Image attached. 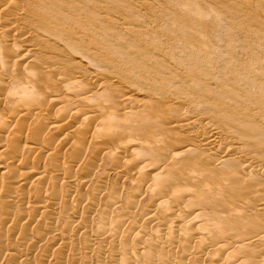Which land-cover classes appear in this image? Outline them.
<instances>
[{"label": "rangeland", "instance_id": "1", "mask_svg": "<svg viewBox=\"0 0 264 264\" xmlns=\"http://www.w3.org/2000/svg\"><path fill=\"white\" fill-rule=\"evenodd\" d=\"M6 1L7 0H0V29L2 30L4 28H7V30L8 29L10 30L12 28V26L17 24L18 25V27H17L18 32H16V34L14 33L16 36H12V35H14L13 33H11V34L9 33L7 36V33H6L5 34L6 37H5L3 35V33H1V30H0V33L2 34V35L0 34V42L2 40L3 45H4L6 43L5 41H7V39H8L7 44H6L7 46L4 45V47H3V45H2V47L4 49H0L1 50L0 51V116L2 115V117H0V122L3 124L2 121L5 122V120H6V123H4V125L9 122V124H7L9 126L6 127L7 130H6V128L4 130L3 127H5V126H3L0 123V126H1L0 127L1 128L0 129V165H1L0 169L3 167L2 170H0V172H1L0 173V199H1V196L3 195L4 199L6 200V202L3 200H0V264H119V263L121 264L122 262L124 264H144V262H145L144 259L147 260L145 262V264H147V262L150 261L149 260L150 256H147L149 258H145L146 255H148V253L147 254L145 253L146 255L143 254L142 259L140 258V261H138V262L135 260L137 258H134V256H133V255H135L134 253L136 251H140V252L142 251V250H139L140 248L139 249L136 248L137 250L134 251L135 247H136L135 241H137L136 236H135L137 229H139V231L142 230L140 233L138 232L139 233L138 240H140V238H142L144 240L143 241L141 239L142 241L140 240L139 243H137V246H138V244L140 245L139 247L142 246V244H140L141 242H145L146 244L151 243V241H152L151 239H153L154 237L155 238L153 239V241L158 239L160 236H162V237H160V238H162V240L166 239L168 241L167 242L166 240H164L163 243H161L162 241H160V243L158 242L160 247L158 246V244H156L157 240L155 241L156 243L152 241L153 244L152 243L151 244L154 247L151 246V248H155L156 246L159 248H158V250L154 249V251H153L154 253L152 255L149 253L151 255V260H153L152 262L150 261L149 264H153V262L155 264H160L161 261L159 262L158 260L163 259L162 254H164L165 251L167 253L166 256L168 259L170 258L168 256H170L173 253V255L171 256L169 261H172L171 259L176 257V259H173V261H176V262L180 261V263L182 262L183 264L184 263H186V264H199V263L200 264H202V263L203 264H219L216 262L217 260L221 261L220 264H223V263L225 264L226 261H224V259L229 260V258H227V256H226V254L228 255V253L231 251H229L228 253L222 251V254H223L222 255L223 257H222V256H220L221 251L218 250L217 248H215V246L207 245V247L208 246H211V247L207 248L206 246H204L207 249L204 247L202 248V245H203L202 239H204V238L200 239L202 242V243H200L199 242L200 240L198 238V234H197V237L192 238V240H190V239L188 240V237L190 238L191 236H188L186 239V235L190 234V233L186 234V231L189 230L187 228L192 229V227H193L195 229L196 233L203 232L202 234H205V235L207 232H212L213 234L211 233V235H215L216 231L218 232V230L215 227L217 225H213V223H210V222H209L210 223L209 228L210 227H212V228L209 229L207 227L208 230H206L207 232L205 231L206 233H204V231L202 230V229H205L203 226V224H205V223H203V222L207 223L206 220L203 221V218H205L209 214V210H211L210 212L213 211L212 207L210 206L211 204L206 205L207 208H205V211H204V207H203V209H194V210L193 209L189 210L187 207V210L185 209L186 211L183 209V211L187 212V214H188V216H186V217L181 216V217H183L182 218L183 220L185 218L184 221L182 219L178 218L179 221L182 220L181 222H179L176 217H175L176 219L170 218V217L175 216L177 210L179 211L180 209H182V207L184 205L183 203H185V202L181 203L182 207H180L181 206L180 203L175 205V204H172L173 202H171V204H169V200H167V198H169V196H168L169 194L171 195V192L169 191L171 188L167 189V186H170L173 184V187L170 186L173 189L175 187L177 189V186L179 188L180 187L184 188L186 186V182H187L185 180H188V177L185 176V174L188 175V173H189V172H187V171H189L188 167L186 165H184V166L182 165L181 166L182 169L184 168L182 170L179 168L180 165H178V168L176 165H173L175 167V169H178L176 171L178 174L179 183L176 182L177 181V179H176L177 175H176L173 177V179L175 178L176 180H173L172 177H171V179H169L170 176H168L169 181H168V179L162 180L164 182L166 181L167 185L164 183H162V185H161L160 182H162V181H160V182L157 181L158 180L157 178H160V177L154 176V175H156L155 173L159 172V169H157V168L160 166L157 167L156 162H158L157 165H159L161 163V160L163 157V156L161 157V154L159 155L160 157L157 156L159 158L156 157L157 159H155V161H151V162H154V165H155L154 166L152 163L148 162L150 160H148L147 157H146L147 159L143 157L147 150L144 152V150L142 148H140L143 151L141 152V150H140L141 154H139V152H138V154L140 155V157H141V155L144 154L142 156L144 158V160H142L143 159L142 157H141L142 159H140V157H138L137 160H136V158H134V160H136V164H135V162L133 161V156L135 154H136V156H139V155H137V153L135 151H137V150L139 151V149H138L139 144L137 145V143H139L141 138L136 137L137 139L133 140V142L136 141V144L134 143L135 146H134V144H132V145H130V147H127V145H129L128 143L132 142L130 139H135L136 134H135V136H134V132H132L133 135H132V133L128 134L129 136L131 134V136L132 137L134 136V138H132L131 136L129 137L127 134H126L127 136L125 134L124 135L120 134L118 137H120V136L124 137L125 136L124 138L127 139V140H125L124 138L120 137L121 139H119V140L123 139V140H125V144L127 143V145H125V144H123L124 141L123 140L121 141L122 144L124 145V146L122 145L123 147L121 146L122 149H121V147L118 146L121 142L117 143L118 140H116V139H118V137H116L118 134H116V136H115L116 139L112 138L115 135V133H112V130H114V128L119 129L120 126H121L120 130H121L122 127H124L126 121L129 123V126H131V125L133 126L134 129L132 128V130H134L135 133L136 132L138 133L139 130L136 131L137 130L136 126L142 124V121H140L142 119H140V120L138 119V121H136V124L134 123L136 126L133 124H130L134 120L129 122V120H131V119L128 120V118H126V121H124V124H122L123 122L120 121L121 125H119V121L117 119L118 118L117 113L122 114V115L119 114L120 119H122V118L124 119L125 116L123 115V112L121 110H120V112L118 111L119 110L118 108L115 109L117 111V113H116V111H114L113 104L110 102L109 103L102 102V104L99 103L100 105L98 106V103L96 104V102L93 99H92V101H94V103H92V101L88 100V102H90L89 105H92L91 106L92 108H94V107L99 108V110H98L99 112L98 111L94 112L93 109H87L84 107V105L82 103L80 104L79 102H75V101H74L76 103V104L74 103L75 106H73L74 104L73 105L70 104L74 108L71 107L70 105L68 107L67 103H65V102L57 103V104L52 103V101H50L52 98H50L49 94L46 93L48 91H45V93L47 94L46 95V94H44V90H45V88H49L51 85H52L51 88L57 87V89L61 90L62 87L60 88V84L58 85L59 80H57L56 81L57 83H55L54 82L55 80L54 81L49 80L51 76L49 78H47L49 76V74H51L53 72H54L53 73L54 76H59V77H56L58 79H60L61 76H63V77L67 76V78L69 77V79H70V80L68 79L69 81H71V80L74 81V77H76V79L78 78L76 72L77 71H84L85 75L80 76V78H78V79L82 78V81L84 80L83 83H89V82H91V80L89 78V74L93 73V71H94V72H97L98 74L103 73V76L106 79H108V80L110 79V81L113 82L115 85L117 84V86H122V88L124 87L126 91H130V93L132 94V98L134 100H140L142 102H144L145 100H148V102L147 101H145V102H146V105H148L147 107H148V110H150L149 112H151L152 110L161 111V112H164V110L165 111L169 110L170 115L173 116V112H174V114H175L174 116H176L178 111L182 112L185 110V112H188V114L191 115V118L194 116H195L194 118H196V117L200 118V115H202L200 119H204L205 121H208L206 123H210L212 125H215V126L221 128L223 130L224 129H233V127L230 125L231 123L229 124L226 121V119L224 118V116H225L224 113L221 112L220 110H218V112H216L214 110L215 108L213 107V105L210 104L209 106H203L201 104L200 108H198L199 107L198 101H200V98H201V97L199 98L198 96H202V95H200V94L198 95L197 93L193 94L191 91L186 90L185 87L183 89V84H182L183 81L181 83H179V82L181 81L180 79H183L182 75H185L187 73V68L183 65L182 66L175 65L176 66L175 67L173 62L174 61L176 62V60H180V61H187V63H188L190 61V59L188 58V55L190 53H188V52L190 50H197L200 54L199 55L200 60L205 61L206 67L202 68V69H204L202 71V73L204 74V77H205L206 72L209 71V69L210 70H212L213 68L216 69L213 66L217 63L219 64V61H217V59L220 56H223L222 59L219 58V60L222 63V60L229 59L230 55L232 57V54H234L235 58L236 57L238 58V61L236 60L237 59L236 58L235 62H231L232 67L234 66L233 68H235V69L230 68V70H231V71H229L230 73H232L234 71L233 73L237 74L238 71L240 70L239 66L241 68V66L243 67V64H245V63H246L245 65L247 67L251 68L254 71H256V69H257V71L260 72V69H258L260 67V65H261V67L262 66L264 67V0H224V1L221 0L220 2L218 0L219 4H217V5L212 0H210L212 2H210L208 0H205L206 2H204V0H183L184 2L182 0H147V2H145L146 0H140L141 2L139 0H136V1L135 0H132V1L131 0H122V1L116 0V2H114L115 0H109V1L108 0H106V1H104V0H57L56 4H55L56 0H52L53 4L50 6H49V3H46L49 0H12L10 2H8V1L6 2ZM133 1H134V4H133ZM107 2H109L110 4ZM137 2H138V5L141 4V6L140 5L138 6L136 4ZM119 3H121L123 5H121V4L119 5ZM144 3L145 4L148 3L149 5L148 4L145 5ZM180 3H182V4H180ZM222 3H223V5H222ZM224 3H226V4H224ZM1 4H3V5L1 6ZM4 4H5V6H4ZM131 4H133V5H131ZM176 4H177V7H176ZM179 4L181 5V8H180ZM135 5H137V6H135ZM142 5H143V7H142ZM94 6L96 8H98V10ZM146 6H148V7H146ZM61 7H63V8H61ZM70 7H71V9H70ZM100 7H102L103 9ZM165 7H166V9H165ZM167 7H168V10H167ZM182 7H183V9H182ZM216 7L218 8L217 10H216ZM225 7H227V8H225ZM237 7H239L240 10ZM104 8H105V10H104ZM108 8H111V9H108ZM175 8H176V10H175ZM82 9L83 10L85 9L86 12L85 11L82 12L81 11ZM136 9H137V11H139V13H137ZM178 9L181 11H179ZM219 9H221V10H219ZM228 9L229 10L231 9V10L228 11ZM4 10L6 12H3ZM8 10H10V11L12 10V12L9 14L8 12H10V11H8ZM95 10H97L99 13L97 11L95 12ZM106 10H107V13H105ZM131 10H133V11H131ZM166 10L169 12H167ZM49 11H55V12L57 11L58 13H60V15H62V17L58 18V21H54V20L52 21L51 19H49L48 21L44 20L43 16L44 17L48 16L50 14ZM74 11H78V12H74ZM108 11H109V13H108ZM242 11L244 12V14H241ZM177 12H179V15ZM236 12H237V14H239L238 12H240V14L237 15ZM93 13H94V15H93ZM118 13L121 16H119ZM125 13H126V16H125ZM132 13H133L134 17L132 16ZM164 13H166V14H164ZM137 14H139L141 16H139ZM148 14H150V15H148ZM152 14H153V16H151ZM129 15H131V16H129ZM135 15H136V17L138 16V18H135ZM172 15L173 16L175 15L174 16L175 18L172 17ZM230 15H232V17H230ZM92 16H94V17H92ZM118 16L120 17V19ZM142 16L144 18H142ZM185 16L186 17L190 16L191 18L190 17L186 18ZM208 16H210V17H208ZM219 16H222V17L219 18ZM243 16L245 18H243ZM246 16L248 19L246 18ZM89 17H92V18H89ZM109 17H111V19ZM121 17L123 20L121 19ZM139 17H140V21H139ZM154 17L156 20H154ZM159 17L160 18L162 17V18L160 19ZM216 18H218V20ZM228 18H230V19H228ZM13 19H16L17 21L13 20ZM40 19H41V21H40ZM84 19L87 20L88 23L86 21L84 22ZM89 19H90V21H89ZM91 19H92V21L94 20L93 23H92ZM108 19H110V20L108 21ZM124 19L125 20L128 19V20L125 21ZM98 20L100 22H97ZM115 20H117V21L119 20V23L117 21L114 22ZM179 20H181V21H179ZM209 20H210V22H209ZM13 21H14V24L12 23ZM110 21H112L111 22L112 26H109ZM177 21L179 22L180 25H178ZM207 21L209 22L208 26L206 25L208 23ZM94 22H95V24H94ZM144 22H146V23H144ZM191 22H193V23H191ZM212 22H214V23L212 24ZM220 22H221V24H219ZM49 23L51 26L49 25ZM82 23H85V24H82ZM86 23L88 24V26ZM113 23H115L116 26ZM126 23L127 24L130 23V25H127ZM181 23H183V24H181ZM215 23L217 24V26ZM124 24H126V25H124ZM131 24H132V26H131ZM17 25H15V26H17ZM59 25L61 27H59ZM91 25H92V27H91ZM143 25L147 26V27L149 26V27L148 28L147 27L142 28ZM182 25H184V26H182ZM218 25H219V27H218ZM9 26H10V28H9ZM130 26H131V29L129 30ZM137 26H140L141 28H139ZM54 27L55 28L58 27V28L55 29ZM64 27L66 30L65 29L63 30ZM186 27H190V28L187 29ZM50 28L52 30H55V31H57L58 29H61V31L59 33H57L55 31H52ZM104 28H105V30H104ZM184 28H186L187 31ZM194 28H196V29H194ZM141 29H143V30H141ZM144 29H146V30H144ZM150 29H152V30H150ZM111 30H113V31H111ZM116 30L121 33V35L119 36L121 39H119V40H118V38H119L118 35L120 33L117 32ZM168 30H169V32H168ZM184 30L188 34H186V32ZM190 30H191V33H190ZM196 30L197 31L199 30V31L196 32ZM217 30L220 31V34H218L219 32ZM105 31L112 32V33H106ZM123 31L127 32V34H129V37L125 36L127 34ZM134 31L136 32L137 35H134L135 34ZM140 31L142 33H140ZM147 31L151 32V33H148ZM226 32H228V33H226ZM106 34H108V35H106ZM132 34L134 35V39L136 36L135 41L133 40ZM150 34L152 37L150 36ZM166 34L168 36H166ZM20 35L21 36L23 35L22 38H20L21 37ZM3 36L6 39V40L4 39L5 41L3 40V38H4ZM107 36L109 38H107L105 40V38ZM143 36H144V38H143ZM161 36H163V37H161ZM164 36H166L168 38L165 39ZM25 37L27 38L28 42H30V43L26 42L29 44V45L27 44L28 45L27 47L23 46L21 43H19V44L13 43L14 39L24 40ZM70 37H71V39H70ZM127 37L132 39V40L129 39V40H131L130 42L132 43V45L128 41ZM146 37L148 39H146ZM10 38H12V39L14 38V39L12 40ZM73 38H74V40H72ZM110 38H112V39H110ZM116 38H117L118 42L116 41ZM194 38H196V39H194ZM233 38H235V39H233ZM57 39H59V41ZM61 39H63L66 42H64ZM108 39L110 42L108 41ZM153 39H155V40H153ZM123 40H125V42H123ZM168 40L169 41L171 40L170 45H169ZM245 40H247V41H245ZM198 41H199V43H198ZM209 41H211V42H209ZM219 41L220 42L222 41L221 42L222 46L220 45L221 47L219 46V44H220ZM235 41L237 42L238 45L235 43ZM9 42L12 43L13 45L15 44V47L12 44H10ZM133 42H134V44H133ZM135 42L137 45H135ZM227 42L228 43L231 42V43H229V44H231V46L235 45L236 49L233 47H230V45ZM8 43H9V45H8ZM123 43H124V45H123ZM126 43H127V45L130 43L131 46L128 45V46H130V48L125 46ZM141 43L142 44L144 43V44L142 45ZM179 43L181 46L179 45ZM239 43H240V45H239ZM20 44H21V46H20ZM52 44H53V46H52ZM117 44L118 45L120 44V45L118 46ZM183 44L188 45V52H184L183 50L182 51L180 50L181 47H184ZM138 45H139V49L142 48V49H140L142 54L141 53L138 54V51H140L139 49H137ZM207 45H209V46H207ZM29 46L32 48H34V47L35 48L32 49ZM224 46H226L227 49H225ZM227 46H229L230 49H228L229 47H227ZM242 46H243V48H245L244 51H243ZM113 47H115V48H113ZM219 47H220V50L217 49ZM246 47L249 49H247ZM259 47H260V49H259ZM143 48H144V50H143ZM212 48H215L216 50L212 49ZM12 49H13V51H11ZM25 49L31 50V52H34V53H31L28 56L26 54L27 51ZM126 49H127V51H125ZM246 49H247V51H246ZM3 50H4V52H3ZM159 50H163V51L159 52ZM206 50H210V52L207 53ZM226 50L228 53H226ZM121 51H124V52H121ZM218 51H219V53H223V54L219 56L218 55L219 53H216ZM231 51H232V53H230ZM248 51H250L251 53H253V52L254 53L251 54ZM12 52H14V53H12ZM16 52L18 54H17L16 58H14V56L16 55L15 54ZM88 52L90 53L89 56H88ZM116 52L119 55H117ZM136 52H137V54H136ZM146 52L148 53V55H146L147 54ZM163 52H164V54H163ZM171 52L173 55H175L173 57V60H172L173 55L171 54ZM193 52L196 53V51H193ZM10 53H12V55H10ZM247 53H249V54H247ZM177 54H178V56H177ZM182 54H184V55H182ZM209 54H210V57H209ZM227 54H229L228 55L229 57L226 56ZM163 55L165 56L167 61H165ZM254 55L255 56L257 55L256 56L258 58L257 61H256L257 58ZM149 56H151L150 58L154 57V59L150 60ZM215 56L217 59L216 58L214 59ZM124 57H127V60ZM247 57L249 59H246ZM16 59H17V61H16ZM54 59H55L54 62L57 63L56 65L50 61V60H54ZM89 59H91V60L89 61ZM124 59H125V61H124ZM250 59H252V61ZM157 60H158V62H160L161 65L158 62L155 63V61H157ZM46 61H47V63H45ZM148 61L149 62L151 61L153 63V65H155L157 68L156 67L154 68V66H152V64H149ZM209 61L211 64L212 63H214V64L213 65L209 64ZM253 61H255V62H253ZM260 61H262V62L259 65ZM161 62H163V64ZM256 62H258V63H256ZM61 63H63V65ZM68 63H70V64H68ZM223 63L226 65V62H223ZM228 63L230 64V61ZM236 63H237V66H236ZM2 64H3L4 68H2ZM53 64H54L55 68L53 67ZM58 64H60L62 67L58 66ZM74 64H78L77 70L73 71V72H75L76 76L72 75L71 72L69 73V71L71 70L69 68L70 65L72 66ZM224 64H221L222 70L226 69L225 68L226 66ZM66 65H68V66H66ZM140 65H142V68ZM45 66H47V67L51 66V68L52 67L53 68L51 69L50 67L47 68ZM137 66H139V67H137ZM170 66H172V68L174 66V68H176L177 70L172 69ZM58 67H60V68H58ZM65 67L66 68L68 67V69H65ZM49 68H50V72H49ZM138 68H140L141 70H139ZM143 68H144V70H142ZM178 68L180 70H178ZM254 68H256V69H254ZM53 69H54V71H53ZM55 69L59 72L61 70L60 74H59V72H57V74H55V72H56ZM42 70L44 71L43 73H42ZM63 70L66 72L63 73L62 72ZM147 70H149V71H147ZM181 70H183V71H181ZM235 70L237 72H235ZM45 71L47 72V74H46L47 77L45 75ZM174 71H177V74H175ZM41 73L44 75H42ZM65 73H68V74L64 75ZM153 73H154L155 77H156V74H159L160 77H161V75H164L163 76L164 78L167 75V78H170V81L169 80H163L165 83L161 84L159 82V80H157L156 78L154 80V77H152V76H154ZM181 73H183V74H181ZM170 74H172V75H170ZM149 75H151V76H149ZM172 77H174V78H172ZM56 78H52V79H56ZM87 78H89L88 79V81L90 80L89 82L86 81ZM178 78H180V79H178ZM28 79H30V80H28ZM32 79H33V81H32ZM47 80H48V82H50L51 85L48 84ZM156 80H157V84H155ZM23 81H24V83H25V81L28 83H25L26 84L25 85L23 83ZM29 81H31L32 83L33 82H35V83L29 84ZM52 81H53V83H52ZM147 81H148L149 85H148ZM167 81L169 83H167ZM173 81L176 83H173ZM170 82L172 83V85ZM81 83L78 85V87L77 86L75 87V90L80 88ZM28 84L30 86H28ZM42 84L46 85L43 87L44 90L42 89V86H43ZM55 84L57 86H55ZM164 84H165V86H164ZM167 84H168V86H167ZM181 84H182V86H181ZM32 85L34 86L33 90H32ZM152 85L153 86L155 85V86L153 87ZM160 86H162V87H160ZM179 88H180V90H178ZM169 89H171V90H169ZM172 89H175L176 91L174 90L175 91L174 92ZM62 90H63V88H62ZM166 90L169 91V94ZM185 90L188 92H186ZM77 91H79V90H77ZM77 91L71 92L70 95H68V96L73 98V96H71V95H73L72 93H75ZM22 92H23V94H22ZM24 92H26L28 94H29V92H31L32 94H36V97H37L36 99H39V97L41 96V98H40L41 100L39 99L40 104L38 103L39 100H37V101L35 100L38 103L37 104L33 100L32 97H31L32 100L31 99L30 100L34 101L36 104L35 103L32 104V102L29 101V99H23L26 96L24 94ZM90 92L91 93H89V96H91L90 94L93 95L95 91L91 90ZM187 93H189L188 96H187ZM161 94H164L163 95L164 97ZM19 95H21V96L19 97ZM29 96H31V95L29 94ZM42 96L45 97V100H46L45 102L47 103V106H46V103L43 102L44 99ZM189 96H192V98H194V100H191L190 104H188V97ZM254 96L255 97L258 96L257 98L261 102V106L256 109V112L259 113V116L256 117L255 121L259 122V124L261 122V124H262V122L264 120V91L261 94L260 93L257 95L254 94ZM21 97H22V99H19ZM33 97H34V95H33ZM176 97H180L181 99L177 100ZM34 99H35V97H34ZM163 99L164 100L166 99V101H167V102H165V104H163L164 103ZM171 99H172V104H171ZM211 99L214 100L213 98H211ZM18 100H20V101H18ZM23 100H28L30 102V105L28 104L29 103L28 101H27L28 103L27 102L25 103V102H23ZM47 100H49V101H47ZM16 101L20 102L21 106L23 103L28 104V106L27 107L24 106L25 109L23 110V106L20 107L19 106L20 104L17 103ZM157 101H159L160 104ZM175 101H177V102H175ZM193 101H195V103H192ZM156 102L158 103V105L156 104ZM14 103L17 104L18 106L15 105ZM48 103H50V104L52 103V105H50ZM54 104H56V105H54ZM152 104H153V107H151ZM166 104H169L168 107H170L172 105L170 107L171 109L165 108ZM179 104L180 105L182 104L181 107H183V109L184 108L185 109L180 110L182 108L180 106H178ZM66 105H67V108H63V107H66ZM80 105L81 106L83 105L82 108L84 110L80 107ZM173 105H174V108H173ZM194 105H196V107ZM154 106H155V108H154ZM147 107L143 108L145 111H143V110L141 111V113L143 112L141 115H144L143 119H146L145 115L150 116L149 113L146 112ZM156 107L158 109H156ZM16 108L17 109L19 108V110L22 109L21 112L19 111V113H18V111H16ZM77 108L80 109V113L78 112ZM175 108H176V112H175ZM177 108H178V111H177ZM201 108H203L206 113ZM199 109H201V110H199ZM90 110L93 112H91ZM198 110L201 112L199 113ZM208 111H210V112H208ZM2 112H4L5 115H3ZM109 112H110V114L114 113V115H110ZM87 113L89 115L91 113V115H90L91 117L89 115H86ZM93 113H94V115H92ZM139 113H138V116H140ZM144 113H147V114H144ZM99 114L101 116H107V114L112 116V118H111L112 122H110L112 124L110 125V123H109V125L113 126L114 128L111 130V132H110V130L109 131L107 130L108 127L106 125L102 124V122L104 120H107V119L106 118L104 119V117H103V119L101 120L102 117H100ZM104 114H106V115H104ZM20 115H22L21 116L22 119L19 120L18 117L20 118ZM170 115L168 114V116H170ZM219 115H220V117H219ZM88 116L90 117V119L93 117L95 122L93 121V119L88 120L86 118ZM95 116H97V117H95ZM164 116H166V115H164ZM172 116L165 117V118L171 119L174 117V116L173 117ZM3 117H6L8 120L3 118ZM94 117L97 119H95ZM98 117H100V118L98 119ZM151 117L152 116H150V118L149 117L147 118V119H149L148 121H150L152 119ZM16 118L19 121H17V123L14 124V122H16ZM42 119H44L45 121ZM58 119H60L61 121L59 120V122H58L57 121ZM123 119H122V121H123ZM105 122H109V121L107 120V121H104L103 123H105ZM139 122H140V124H137ZM149 123L150 122H147V124H146V122H145L144 124H142V129H144L143 126L146 124V126L148 125L147 127L145 126V129H144L146 131L147 130L146 128L150 127V124H151L152 127H150V128L153 130L154 128L157 127L155 124H158V122L153 123V120L150 124ZM57 124H58V126H56ZM107 125H108V123H107ZM104 126L106 127V131L110 132L109 133L110 135L112 133V135H111L112 137L110 135L106 136V139L109 142L108 143L106 140L107 145H109L111 143L109 141V139L110 140L114 139L116 141L115 143L118 144L115 146V143L113 140L112 145H114L115 148L119 147V149L118 148L114 149L113 146L110 144V146H112V148L115 150V153H116L115 156L113 154H111L113 156L110 155V152L113 153L112 152L113 149L108 147L106 145V143L103 144V142H105L104 141L105 137L102 138L103 140L101 139V137H97V136H105L108 134V132H107V134H106V132L104 133V131H105ZM165 126L168 127V130H171V129H169V128H171V127H169L171 125L166 124ZM140 127H141V125H140ZM167 127H165V128H167ZM135 128H136V130H135ZM2 129L4 130V132ZM118 129L114 130L113 132H115V131L117 132ZM139 129H140L139 133L142 132L141 128H139ZM151 129L150 130L148 129L147 132L148 131L150 132ZM144 130H143V132H144ZM155 130H157V128L154 129V131ZM12 131H14L16 133L18 131L17 135H16V133H14ZM102 132L105 135H103ZM143 132L140 133V134H142V136L145 137L146 134L149 135V133H146V132L143 133ZM12 133H14V135H16V136H14ZM177 133H180V132H177ZM140 134H137L138 137H140ZM11 135H12V137H11ZM128 137H129V139H128ZM236 137H238V136L236 135ZM94 138L97 139L96 140L97 142L95 141ZM98 138H100L99 140L103 141L102 142L103 145H101V141H98ZM128 140H130V141H128ZM142 143H140V144L142 145ZM104 145H105V147L107 146L106 149H105V147H104V149L102 148ZM141 145H140V147H141ZM125 146L128 148V149L126 148L127 151H126V149H124ZM131 147H133V148H131ZM135 148H137V149H135ZM131 149L135 150L134 155H133L134 152H132L133 150L130 151ZM149 152H151V154H152L153 151L149 150ZM149 152H147V153H149ZM210 152L211 151H209L208 154L206 153V155L209 156L211 154L209 156V157H211V159H213L212 156L216 157L213 152H211V153ZM257 153H259V156H262V155H260V153L264 154V151H260V152L258 151ZM130 154H132V155L129 156ZM154 154L152 157H150L149 154H148L149 156L148 155L147 156L152 159V158H155ZM168 154L170 155V153H164V155H167L166 157L165 156L164 157L169 158ZM129 157L132 158L131 160L133 161L134 166L132 165V162L130 165L133 166V168L132 167L128 168V163H130V162L126 163V161L128 160ZM262 157H264V155ZM138 159L142 160V162H140ZM152 160H154V159H152ZM128 161H130V159ZM146 161L149 163V165L146 164L147 166L146 165L145 166L147 167V169L150 168L149 169L150 171L147 170L146 172H144V170H146V168L142 166L143 168H145L143 170V168L140 166L147 163ZM137 162H139L141 164L139 165V163H137ZM150 164H152V165H150ZM3 165H5V167ZM135 165L137 167L138 166L140 167V168L138 167L140 169V172H142L141 169L143 170V172L142 173L138 172L139 169L137 167H136L137 171H135ZM173 166L169 167L170 170H174V168H172ZM153 168H154L155 172L153 170L151 172V169H153ZM169 168H168V170H169ZM180 170L184 171V175L182 173H179ZM185 170H187V171L185 172ZM139 174L142 175L141 178H140ZM144 174H145V176L148 174L147 175L148 177L146 176L148 178L147 181H149V180L152 181L153 180L152 176H154V178L156 179V180L154 179L156 184H160V186L158 185L159 188L162 186H163L162 188L166 187L165 190L162 188H161L162 190L160 189L161 190L160 194L163 193L162 195L158 194L160 191L159 190H158L159 192L157 191V188H158L157 185H155L157 187H154V186H152V187L156 188V191L158 193L156 191H155V193H157L158 196H156L157 194H155L152 191L155 189H152V187H150V186H148V188H147L146 185L150 181L146 182V180L144 181L142 179L143 177H145ZM165 174H164V176L161 174L163 177L159 174L158 175L161 176L162 178H164ZM52 176H53V178H52ZM137 176H138V178H140L141 182L144 181V183L145 182L147 183V184L142 183L143 186L140 187L141 191L139 190L140 189L139 186H141V183L138 187H134L135 185L137 186L139 184L136 182V180L137 181L139 180L137 178ZM149 177H151L152 179ZM182 178L184 180L181 181ZM170 180H171V182L173 180L174 183H171ZM183 181H185L184 184H183ZM134 183H135V185H133ZM182 186H184V187H182ZM145 187L147 190L145 189ZM149 187L152 190H150ZM135 188L136 189L138 188L137 191H140V193L139 192L136 193ZM142 189L145 191L144 192L145 194L142 193V195H140L141 192H143ZM211 189H209V190H211ZM177 190H179V189H177ZM181 190H183V189H180L179 191H181ZM212 190H213V192L211 194H213V196H215V194L217 192L214 189H212ZM230 190L228 191V193L230 192ZM148 191H150L153 194H151ZM166 191L168 194L166 193ZM231 191H234L235 193H237L235 191V189H233ZM210 192L211 191H209L208 199L210 198L209 201L210 200L211 201L209 203H211V202L213 203L214 200L212 201V198L213 199H215V198L212 195H210ZM224 192L227 193L226 191H224ZM154 194H155V197H158L157 199L154 197ZM159 195H160V198H159ZM161 196L165 197V199ZM217 197L220 198L221 196L220 195L218 196V194H217ZM234 197L235 196H232V199ZM238 197L239 196H236V200L238 199L240 202H241V200L244 201L243 200L244 198H242V197L238 198ZM218 198H217V201H218ZM229 198H231V197H229ZM229 198H227V201H229ZM16 199H17V201H16ZM153 199L155 200V203H154L155 205H157L158 203H162L161 200H163V201L166 200L168 202H166V203L164 202V206L163 205L153 206V203H152ZM224 199H226V198H224ZM224 199L223 198L220 199V201H218L219 203L215 202L216 207L213 206V205H215L213 203V205H212L213 208H216L215 210L219 211V209H217V207L221 208V207H219L220 203H223V205L221 204L220 206H223V208H224L225 207L224 206L225 203L223 202ZM8 200L12 201V202L9 203ZM157 200H160V202H157ZM2 201L4 202V204L2 203ZM14 201H16V202L13 203ZM227 201L225 200V202H227ZM239 201H236V202L240 204ZM18 203H20V204H18ZM165 205H168V206H166L167 209L164 208ZM178 205H179V207H178ZM225 205H228V202ZM160 206H162L161 209L159 208ZM155 207H157V208H155ZM223 208H221V210ZM168 209L171 210V213ZM173 209L175 212H173ZM166 210H167V213H164V211L166 212ZM191 210H193V211H191ZM201 211H204L205 213H207V211H208L207 215L205 214V215H203V217L202 216L200 217V218H202L201 220H202L203 224L202 223L199 224L201 222V220L197 221L193 215V213L195 214V213H199ZM188 212L190 214L192 212L191 215L195 219L196 223L194 222V219H192V221H191L192 216ZM235 212L236 211H234V213ZM165 214L168 215L169 220L172 221V222L170 221L171 223L169 221L168 222L166 221L167 216ZM187 214L182 213L180 215H187ZM202 214H204V213H202ZM238 214H240V213L238 212L235 215L237 216ZM211 215H212V213H210V216ZM103 217H106V218L112 220V224H111V221L108 220L105 225H102L101 223H103V221H104L103 219H105ZM189 218H190V220H189ZM200 218H198V220ZM164 219L167 223L164 221ZM208 219H210L209 216H208ZM121 220H122V222H121ZM230 220L233 221L232 219H230ZM123 221L125 222L124 225H122ZM176 221H178V222H176ZM183 222H184V224H187L189 222L190 224L189 223L188 224L190 226L194 222V225L192 224V226L189 227V225L187 224V226H188L186 228L187 230L184 231L185 230L184 228L186 225L185 226L182 225ZM115 223H117V226H119L118 224H120L119 230H117L119 227L117 229L115 228L116 227ZM168 223L171 224V226H172V223L173 224L175 223L177 225H173L174 227L171 228ZM197 223L201 226V230L199 229L200 232L196 231V226L198 225ZM110 224H111V226L109 229ZM134 224H135V226H134ZM112 225L114 227H112ZM164 225L168 226V228ZM180 225H181V227L183 226L184 228H181ZM175 227H176L177 231H179L181 233L184 232L186 235L184 233L181 234L178 232L180 235V236H178V234L176 233ZM197 227H199V226H197ZM82 228L83 229L86 228V233H84L85 231ZM99 228H100V230H102L104 228L106 230L107 234L105 233V231L103 229L102 235H100L101 231L98 232ZM132 228H133V230H134V228H136L134 230L135 232L134 231L132 232ZM226 228H228V227H226ZM111 229H112V231L114 229H116V231L117 232L119 231L120 233L116 234L114 231L112 232ZM143 229H145V230H143ZM223 229H225V228H223ZM87 230H88V232H87ZM130 231H131V233H130ZM169 231H171V233L174 234V236H175L174 238L180 237V240L178 238L176 239V242L178 244L175 243L174 238H172V239H174L173 244H171L169 242V240L171 239V236L173 237V234H171V236L168 235L169 240L167 239L166 234H169L170 233ZM103 232L105 235H103ZM159 232L160 233L163 232L164 237H163V233H161L162 234L161 235ZM195 232H191L193 234L192 236H194ZM98 233H99V235H98ZM141 233L145 234V236L143 237V235ZM153 233H154V235H153ZM155 235H157L158 238H156ZM127 236H128V238H127ZM146 236L147 237L149 236V237L147 238ZM152 236H153V238H152ZM242 236L243 235L241 234V238H242ZM112 237H113V239H112ZM61 238L63 239L62 241H61ZM196 238H198V239H196ZM185 239L188 241V243L190 242V246H192L193 248L192 247H191V249L189 248L190 246H188L187 241L185 242ZM193 239L195 241H193ZM67 240L68 241L70 240V241L68 242ZM158 241H159V239H158ZM170 241H172V240H170ZM194 242H196V244ZM124 243H126V244L123 245ZM154 243H155V245H154ZM183 243H184V245L182 246ZM174 244L175 245L177 244V245L175 246ZM99 245H101V246H99ZM204 245H206V244H204ZM126 246H128L131 249H128V247H126ZM164 246L165 247L168 246V247H166L168 249L166 250V248ZM184 246H188V248L187 247L184 248ZM100 247L102 250L100 249V251H99ZM133 248H134V250H133ZM163 248H165V250ZM201 249H203V250H201ZM118 250H120L121 253ZM125 250L126 251L128 250V252L126 253ZM162 250H164V251L162 252ZM187 250H189V251H187ZM212 250H213V253H211ZM116 251H118L119 253ZM156 251H158V253H155ZM173 251H175V252H173ZM203 251H204V253L202 254ZM207 251H209V252H207ZM159 252H161L162 254ZM184 252H186L185 256H183ZM205 252L207 253L208 257H207ZM138 253L136 255H138V258H139V257H141V256H139V254H141V253H139V254ZM217 253H218V255H217L218 258L215 257V254H217ZM120 254H122V255H120ZM200 254H201V256H200ZM224 254L226 257L224 256ZM156 255H158L159 258H161V257L162 258L157 259L158 257L156 258L155 257ZM130 256L133 257V259L135 261L133 259L132 260L134 262H132ZM143 256H144V258H143ZM228 256H230V255H228ZM153 257H155V258H153ZM129 258H130V260H129ZM216 258H217V260H215ZM168 259L166 260V257H165L164 260H162L161 264L168 262ZM222 259L224 262L222 261ZM142 260H144V261L142 262ZM156 260H157V263H156Z\"/></svg>", "mask_w": 264, "mask_h": 264}, {"label": "bare ground", "instance_id": "2", "mask_svg": "<svg viewBox=\"0 0 264 264\" xmlns=\"http://www.w3.org/2000/svg\"><path fill=\"white\" fill-rule=\"evenodd\" d=\"M8 2H10V1H12V0H7ZM6 1V2H7ZM104 1H106V0H104ZM109 1V0H108ZM122 1V0H121ZM132 1V0H131ZM136 1V0H135ZM140 1V0H139ZM183 1V0H182ZM181 1V2H182ZM208 1H210V0H208ZM216 5L217 4H219V2L221 1V0H219V2H218V0H212ZM212 1H210V2H212ZM224 1V0H223ZM37 2V1H36ZM46 2V1H45ZM56 2H57V0L55 1V4H56ZM114 2H116V0L114 1ZM118 2V1H117ZM141 2V1H140ZM144 2V1H143ZM142 2V3H143ZM145 2H147V0L145 1ZM173 2V1H172ZM184 2V1H183ZM182 2V3H183ZM204 2H206L205 0H204ZM226 2V1H225ZM46 3H49V6L50 5H52L53 4V1L52 0H49V1H47ZM107 3H109V2H107ZM182 3H180V4H182ZM110 4V3H109ZM121 3H119V5H120ZM133 4H134V1H133ZM133 4H131V5H133ZM137 5H138V2L136 3ZM145 4V3H144ZM148 4V3H147ZM147 4H145V5H147ZM178 4V3H177ZM177 4H176V7H177ZM179 4V5H180ZM205 4V3H204ZM224 4H226V3H224ZM3 4H1V6H2ZM93 5V4H92ZM91 5V6H92ZM98 5V4H97ZM121 5H123V4H121ZM137 5H135V6H137ZM140 6H141V4H139ZM138 5V6H139ZM149 5V4H148ZM172 5V4H171ZM174 5V4H173ZM201 5V4H200ZM203 5V4H202ZM222 5H223V3H222ZM244 5V4H243ZM4 6H5V4H4ZM7 6V5H6ZM58 6V5H57ZM60 6V5H59ZM107 6V5H106ZM134 6V7H135ZM151 6V5H150ZM149 6V7H150ZM225 6V5H224ZM223 6V7H224ZM8 7V6H7ZM95 7V6H94ZM112 7V6H111ZM131 7V6H130ZM142 7H143V5H142ZM145 7V6H144ZM146 7H148V6H146ZM175 7V6H174ZM241 7V6H240ZM3 8V7H2ZM56 8V7H55ZM59 8V7H58ZM61 8H63V7H61ZM84 8V7H83ZM96 8V7H95ZM94 8V9H95ZM100 8H102V7H100ZM107 8V7H106ZM180 8H181V5H180ZM179 8V9H180ZM225 8H227V7H225ZM230 8V7H229ZM237 8H239V7H237ZM7 9V8H6ZM10 9V8H9ZM42 9V8H41ZM70 9H71V7H70ZM97 10H98V8H96ZM103 9V8H102ZM108 9H111V8H108ZM119 9V8H118ZM121 9V8H120ZM131 9V8H130ZM144 9V8H143ZM150 9V8H149ZM148 9V10H149ZM165 9H166V7H165ZM178 9V10H179ZM182 9H183V7H182ZM218 8L216 7V10H217ZM80 10V9H79ZM78 10V11H79ZM97 10H95V12L97 11ZM104 10H105V8H104ZM122 10V9H121ZM125 10V9H124ZM152 10V9H151ZM158 10V9H157ZM167 10H168V7H167ZM166 10V11H167ZM175 10H176V8H175ZM189 10V9H188ZM187 10V11H188ZM219 10H221V9H219ZM223 10V9H222ZM231 10V9H230ZM229 9H228V11H230ZM239 10H240V8H239ZM246 10V9H245ZM8 11H10V10H8ZM7 11V12H8ZM43 11V10H42ZM41 11V12H42ZM78 11H74V12H78ZM82 12L83 11H85V9L83 10H81ZM131 11H133V10H131ZM136 11H137V9H136ZM179 11H181V10H179ZM201 11V10H200ZM227 11V12H228ZM236 11V10H235ZM3 12H6L5 10L3 11ZM12 12V10L10 11V12H8L9 14ZM15 12V11H14ZM13 12V13H14ZM86 12V11H85ZM98 12V11H97ZM125 12V11H124ZM123 12V13H124ZM146 12V11H145ZM158 12V11H157ZM167 12H169V11H167ZM171 12V11H170ZM219 12V11H218ZM222 12V11H221ZM243 12V11H242ZM241 12V14H244V12L242 13ZM44 13V12H43ZM49 15L48 16H46V17H44L43 16V18H44V20H49V19H51L52 21L54 20V21H58V18H61L62 17V15H60V13H58L57 11L55 12V11H49ZM99 13V12H98ZM105 13H107V10H106V12ZM108 13H109V11H108ZM131 13V12H130ZM134 13V12H133ZM133 13H132V16L134 17V15H133ZM137 13H139V11H137ZM150 13V12H149ZM178 13V15H179V12H177ZM181 13V12H180ZM220 13V12H219ZM239 14H240V12H238ZM246 13V12H245ZM82 14V13H81ZM91 14V13H90ZM96 14V13H95ZM119 14V13H118ZM129 14V13H128ZM127 14V15H128ZM136 14V13H135ZM151 14V13H150ZM150 14H148V15H150ZM155 14V13H154ZM164 14H166V13H164ZM230 14V13H229ZM236 14H237V12H236ZM235 14V15H236ZM239 14H237V15H239ZM2 15V14H1ZM5 15V14H4ZM7 15V14H6ZM93 15H94V13H93ZM105 15V14H104ZM110 15V14H109ZM117 15V14H116ZM137 15H139V14H137ZM160 15V14H159ZM158 15V16H159ZM171 15V14H170ZM181 15V14H180ZM192 15V14H191ZM214 15V14H213ZM219 15V14H218ZM234 15V16H235ZM15 16V15H14ZM51 16V17H50ZM91 16V15H90ZM108 16V15H107ZM119 16H121L120 14H119ZM118 16V17H119ZM125 16H126V13H125ZM129 16H131V15H129ZM139 16H141V15H139ZM151 16H153V14L151 15ZM155 16V15H154ZM169 16V15H168ZM175 16V15H174ZM173 15H172V17H174ZM248 16V15H247ZM247 16H246V18H247ZM4 17V16H3ZM92 17H94V16H92ZM92 17H89V18H92ZM103 17V16H102ZM116 17V16H115ZM186 17V16H185ZM188 17V16H187ZM186 17V18H187ZM190 17V16H189ZM188 17V18H189ZM194 17V16H193ZM208 17H210V16H208ZM222 16H219V18H221ZM230 17H232V15H230ZM237 17V16H236ZM240 17V16H239ZM85 18V17H84ZM101 18V17H100ZM108 18V17H107ZM110 19H111V17H109ZM135 18H138V16L136 17V15H135ZM142 18H144L143 16H142ZM160 18V17H159ZM162 18V17H161ZM160 18V19H161ZM171 18V17H170ZM175 18V17H174ZM191 18V17H190ZM238 18V17H237ZM243 18H245L244 16H243ZM17 19V18H16ZM16 19H13V20H16ZM103 19V18H102ZM110 19H108V21L110 20ZM119 19H120V17H119ZM121 19H122V17H121ZM164 19V18H163ZM214 19V18H213ZM212 19V20H213ZM217 20H218V18H216ZM228 19H230V18H228ZM248 19V18H247ZM50 20V21H51ZM123 20V19H122ZM125 20V19H124ZM128 20V19H127ZM127 20H125V21H127ZM135 20V19H134ZM145 20V19H144ZM154 20H156L155 19V17H154ZM158 20V19H157ZM177 20V19H176ZM175 20V21H176ZM183 20V19H182ZM195 20V19H194ZM197 20V19H196ZM215 20V19H214ZM232 20V19H231ZM234 20V19H233ZM17 21V20H16ZM15 21V22H16ZM40 21H41V19H40ZM46 21V22H47ZM87 22V20H85L84 19V22ZM89 21H90V19H89ZM91 21H92V19H91ZM94 21V20H93ZM93 21H92V23H93ZM103 21V20H102ZM101 21V22H102ZM113 21V20H112ZM112 21H110V25L109 26H112L111 24V22ZM117 20H115L114 22H116ZM138 21V20H137ZM139 21H140V17H139ZM142 21V20H141ZM161 21V20H160ZM172 21V20H171ZM174 21V20H173ZM179 21H181V20H179ZM188 21V20H187ZM193 21V20H192ZM45 22V23H46ZM97 22H100L99 20L97 21ZM105 22V21H104ZM118 23H119V20L117 21ZM170 22V21H169ZM178 22V21H177ZM176 22V23H177ZM197 22V21H196ZM208 22V21H207ZM206 22V23H207ZM209 22H210V20H209ZM209 22L206 24L207 26H208V24H209ZM249 22V21H248ZM13 24H14V21L12 22ZM17 23V22H16ZM54 23V22H53ZM88 23V22H87ZM86 23V24H87ZM144 23H146V22H144ZM156 23V22H155ZM175 23V22H174ZM191 23H193V22H191ZM214 22H212V24H213ZM217 23V22H216ZM215 23V24H216ZM52 24V23H51ZM82 24H85V23H82ZM94 24H95V22H94ZM99 24V23H98ZM102 24V23H101ZM113 24H115V23H113ZM123 24V23H122ZM127 24V23H126ZM126 24H124V25H126ZM143 24V23H142ZM169 24V23H168ZM167 24V25H168ZM171 24V23H170ZM173 24V23H172ZM181 24H183V23H181ZM205 24V23H204ZM219 24H221V22L219 23ZM15 25H17V24H15ZM12 26V28L9 30H7V28H4V29H0L1 30V33H3V35L5 36V34L7 33V36H8V34L10 33H15L16 34V32H18V25L17 26ZM49 25H50V23H49ZM56 25V24H55ZM118 25V24H117ZM127 25H130V23L129 24H127ZM149 25V24H148ZM166 25V26H167ZM178 25H180L179 24V22H178ZM48 26V25H47ZM46 26V27H47ZM51 26V25H50ZM53 26V25H52ZM87 26H88V24H87ZM115 26H116V24H115ZM131 26H132V24H131ZM131 26L129 27V30L131 29ZM150 26V25H149ZM148 26V27H149ZM182 26H184V25H182ZM216 26H217V24H216ZM221 26V25H220ZM2 27V26H1ZM59 27H61L60 25H59ZM91 27H92V25H91ZM103 27V26H102ZM137 27H139V28H141L140 26H137ZM143 27H147V26H142V28ZM147 27V28H148ZM191 27V26H190ZM190 27H186L187 29L188 28H190ZM218 27H219V25H218ZM9 28H10V26H9ZM55 28V27H54ZM58 28V27H57ZM57 28H55V29H57ZM128 28V27H127ZM133 28V27H132ZM186 28H184L186 31H187V29ZM51 29V28H50ZM65 29V27L63 28V30ZM168 29V28H167ZM194 29H196V28H194ZM216 29V28H215ZM52 30V29H51ZM66 30V29H65ZM104 30H105V28H104ZM141 30H143V29H141ZM144 30H146V29H144ZM150 30H152V29H150ZM184 30V31H185ZM208 30V29H207ZM259 30V29H258ZM20 31V30H19ZM50 31V30H49ZM52 31H55V30H52ZM61 31V29H58L57 31H55V32H57V33H59ZM109 31V30H108ZM111 31H113V30H111ZM117 31V30H116ZM185 31V32H186ZM189 31V30H188ZM195 31V30H194ZM199 31V30H198ZM197 30H196V32H198ZM218 31V30H217ZM237 31V30H236ZM21 32V31H20ZM104 32V31H103ZM106 33H112V32H107V31H105ZM117 32H119V31H117ZM123 32H125V31H123ZM135 32V31H134ZM138 32V31H137ZM148 32V31H147ZM146 32V33H147ZM154 32V31H153ZM156 32V31H155ZM168 32H169V30H168ZM216 32V31H215ZM219 33L218 34H220V31H218ZM0 33V34H1ZM54 33V32H53ZM120 33V32H119ZM126 34H127V32H125ZM124 33V34H125ZM140 33H142L141 31H140ZM145 33V34H146ZM148 33H151V32H148ZM159 33V32H158ZM163 33V32H162ZM166 33V32H165ZM190 33H191V30H190ZM226 33H228V32H226ZM12 35V36H16V35ZM104 34V33H103ZM134 34V33H133ZM132 34V35H133ZM168 34V33H167ZM166 34V36H168ZM186 34H188L187 32H186ZM249 34V33H248ZM252 34V33H251ZM2 35V34H1ZM54 35V34H53ZM58 35V34H57ZM68 35V34H67ZM106 35H108V34H106ZM105 35V36H106ZM121 35V33L118 35V37ZM134 35H137L136 34V32H135V34ZM134 35H133V40L135 41L136 40V36H135V39H134ZM139 35V34H138ZM141 35V34H140ZM162 35V34H161ZM184 35V34H183ZM192 35V34H191ZM235 35V34H234ZM3 36V37H4ZM21 36V35H20ZM23 36V35H22ZM22 36L20 37V38H22ZM125 36H128L129 37V34H127V35H125ZM150 36H151V34H150ZM166 36H164L165 37V39L166 38H168V37H166ZM217 36V35H216ZM222 36V35H221ZM224 36V35H223ZM255 36V35H254ZM2 37V36H1ZM6 37V36H5ZM5 37L3 38V40L5 39ZM112 37V36H111ZM127 37V39H128V41L130 42L132 39L131 38H128ZM152 37V36H151ZM154 37V36H153ZM161 37H163V36H161ZM170 37V36H169ZM183 37V36H182ZM230 37V36H229ZM15 38V37H14ZM13 38V39H14ZM54 38V37H53ZM52 38V39H53ZM58 38V37H57ZM75 38V37H74ZM74 38L72 39V40H74ZM105 38V37H104ZM107 38H109L108 36L105 38V40L107 39ZM141 38V37H140ZM143 38H144V36H143ZM212 38V37H211ZM260 38V37H259ZM10 39H12V38H10ZM12 39V40H13ZM70 39H71V37H70ZM110 39H112V38H110ZM115 39V38H114ZM113 39V40H114ZM119 39H121L120 37L118 38V40ZM124 39V38H123ZM129 39H131V40H129ZM146 39H148L147 37H146ZM145 39V40H146ZM174 39V38H173ZM172 39V40H173ZM182 39V38H181ZM194 39H196V38H194ZM226 39V38H225ZM233 39H235V38H233ZM6 40V39H5ZM4 40V41H5ZM27 40V38L25 37L24 38V40H18V39H14L13 40V43H17V44H19V43H21L23 46H25V47H27L29 44L28 43H30V42H28V40ZM58 41H59V39H57ZM61 40H63V39H61ZM68 40V39H67ZM142 40V39H141ZM153 40H155V39H153ZM186 40V39H185ZM214 40V39H213ZM219 40V39H218ZM251 40V39H250ZM249 40V41H250ZM257 40V39H256ZM7 41H8V39H7ZM7 41H5L6 43L4 44V45H6L7 44ZM57 41V42H58ZM64 41V40H63ZM108 41H109V39H108ZM116 41H117V38H116ZM122 41V40H121ZM169 41V40H168ZM171 41V40H170ZM170 41H169V45L171 44L170 43ZM175 41V40H174ZM245 41H247V40H245ZM26 42H28V43H26ZM62 42V41H61ZM64 42H66V41H64ZM81 42V41H80ZM110 42V41H109ZM108 42V43H109ZM115 42V41H114ZM118 42V41H117ZM123 42H125V40H123ZM167 42V41H166ZM180 42V41H179ZM182 42V41H181ZM209 42H211V41H209ZM215 42V41H214ZM222 42V41H221ZM221 42L219 41V46L221 45ZM10 43V42H9ZM9 43H8V45H9ZM72 43V42H71ZM131 43V42H130ZM130 43L128 44V45H130ZM161 43V42H160ZM168 43V42H167ZM184 43V42H183ZM198 43H199V41H198ZM228 43V42H227ZM229 43H231V42H229ZM228 43V44H229ZM235 43L237 44V42L235 41ZM247 43V42H246ZM10 44H12V43H10ZM21 44H20V46H21ZM28 44V45H27ZM67 44V43H66ZM73 44V43H72ZM133 44H134V42H133ZM142 44V43H141ZM144 44V43H143ZM142 44V45H143ZM175 44V43H174ZM216 44V43H215ZM218 44V43H217ZM242 44V43H241ZM249 44V43H248ZM247 44V45H248ZM2 45H3V42H2V40H1V42H0V49H4L3 47H4V45H3V47H2ZM13 45V44H12ZM56 45V44H55ZM58 45V44H57ZM118 45V44H117ZM120 45V44H119ZM118 45V46H119ZM123 45H124V43H123ZM127 45V43H126V45L125 46H127V47H129L130 48V46L132 45V43H131V45L130 46H128ZM135 45H137L136 44V42H135ZM179 45H180V43H179ZM178 45V46H179ZM184 45V47L186 48H184V47H181L180 48V50L182 51H184V52H188V45H185V44H183ZM193 45V44H192ZM200 45V44H199ZM230 45V47H233V48H235V45L234 46H231V44H229ZM238 45V44H237ZM239 45H240V43H239ZM243 45V44H242ZM7 46V45H6ZM14 47H15V44L13 45ZM18 46V45H17ZM32 46V45H31ZM49 46V45H48ZM52 46H53V44H52ZM66 46V45H65ZM172 46V45H171ZM181 46V45H180ZM198 46V45H197ZM207 46H209V45H207ZM215 46V45H214ZM222 46V45H221ZM220 46V47H221ZM244 46V45H243ZM243 46H242V48H243ZM30 47V46H29ZM33 47V46H32ZM32 47H30V48H32ZM126 47V48H127ZM136 47V46H135ZM151 47V46H150ZM174 47V46H173ZM220 47L219 48H217L218 50H220ZM227 47H229V46H227ZM230 47L228 48V49H230ZM245 47V46H244ZM248 47V46H247ZM246 47V48H247ZM263 47V46H262ZM18 48V47H17ZM16 48V49H17ZM23 48V47H22ZM35 48V47H34ZM34 48H32V49H34ZM54 48V47H53ZM113 48H115V47H113ZM147 48V47H146ZM194 48V47H193ZM206 48V47H205ZM210 48V47H209ZM216 48V47H215ZM215 48H212V49H215ZM223 48V47H222ZM224 48L225 49H227L226 48V46H224ZM15 49V50H16ZM24 49V48H23ZM137 49H139V45L137 46ZM140 49H142V48H140ZM139 49V50H140ZM150 49V48H149ZM148 49V50H149ZM166 49V48H165ZM211 49V48H210ZM224 49V50H225ZM236 49V48H235ZM244 49L245 48H243V51H244ZM247 49H249V48H247ZM247 49H246V51H247ZM259 49H260V47H259ZM14 50V51H15ZM21 50V49H20ZM27 52H26V54L29 56L31 53H34V52H31V50H27V49H25ZM133 50V49H132ZM143 50H144V48H143ZM216 50V49H215ZM234 50V49H233ZM242 50V49H241ZM1 51V50H0ZM11 51H13V49L11 50ZM10 51V52H11ZM33 51V50H32ZM125 51H127V49L125 50ZM135 51V50H134ZM160 51H163V50H159V52ZM193 51H196V53L195 52H193ZM207 51V53L208 52H210V50H206ZM229 51V50H228ZM3 52H4V50H3ZM2 52V53H3ZM121 52H124V51H121ZM130 52V51H129ZM133 52V51H132ZM148 52V51H147ZM146 52V53H147ZM151 52V51H150ZM215 52V51H214ZM213 52V53H214ZM234 52V51H233ZM249 53H251L250 51H248ZM253 52V51H252ZM12 53H14V52H12ZM12 53H10V55H12ZM135 53V52H134ZM139 53H141V50L140 51H138V54ZM145 53V52H144ZM153 53V52H152ZM151 53V54H152ZM155 53V52H154ZM158 53V52H157ZM188 53H190L189 55H188V58L190 59V61L187 63V61H180V60H176V62L174 61L173 63H174V66L175 65H178V66H185L186 68H187V73L185 74V75H182L183 77V79H180V78H178V79H180L181 81L179 82V83H181L182 81V84H183V89H184V87H185V89L186 90H189V91H191L193 94H200V95H202V96H198L199 98H200V101H198V104H199V107L198 108H200V105L202 104L203 106H209L210 104L211 105H213V107L215 108L214 110L216 111V112H218V110H220L221 112H223L224 113V118L226 119V121L233 127V129H221V128H219V127H217V126H215V125H212V124H210V123H206V122H208V121H205L204 119H200L201 118V116L202 115H200V118H198V117H196V118H194V117H192L191 118V115L190 114H188V112H185V108L183 109V107H181V105L179 104L178 106H180L182 109H180V110H184V111H182V112H180V111H178V108H177V114H176V116H174L175 114H174V112H173V116L172 115H170V111L169 110H167V111H165L164 110V112H161V111H156V110H152L151 112H149L150 110H148V105H146V102L145 101H147L148 102V100H143L144 102H142V101H140V100H134L133 98H132V94L130 93V91H126L125 90V88L123 87L122 88V86H117V84L115 85L113 82H111L110 81V79L108 80V79H106L104 76H103V73L102 74H98L97 72H94L93 71V73H90L89 74V78H90V80H91V82H89L88 81V79L89 78H87L86 79V81L87 82H89V83H83V81H82V78L81 79H78V78H80V76H84L85 75V72L84 71H77L76 72V74H77V79H76V77H74V81L73 80H71V81H69L70 79H69V77L67 78V76H61V78L60 79H58V78H56V77H59V76H54V72L53 73H51V74H49V76L47 77V72L45 71V75H46V77L47 78H49L50 76V79L49 80H55L54 82L55 83H57L56 81L57 80H59V83H58V85L60 84V88L62 87L63 88V90H62V88H61V90H59V89H57V87L56 88H51V84H50V82H48V80H47V82H48V84H50L49 86V88H45V90L43 89V87L44 86H46V85H44V84H42L41 86H42V89L44 90V94H46V93H48L49 94V96H50V98H52L50 101H52V103H62V102H65V103H67V105H68V107H69V105L71 104V105H73L75 102H79L80 104L82 103L83 105H84V107L85 108H87V109H93L94 110V112H96V111H98L99 110V108H96V107H94V108H92L91 106L92 105H89L90 104V102H88V100H90V101H92V99L96 102V104L98 103V106L100 105V104H102V102H104V103H112L113 104V107H114V111H116L115 109H119L118 111L120 112V110L123 112V115L125 116L124 117V119H123V121H122V119H120L119 118V114H121V113H117V111H116V113H117V119H118V121H119V125H121L120 123L121 122H123L122 124H124V121H126V118H128V120L129 119H131V120H129V122L130 121H133V122H131L130 124H133V125H135L136 124V121H138V119L140 120V119H142V120H140V121H142V124H144L145 122H146V124H147V122H152V120H153V123L155 122V123H157L158 122V124H155L156 126V128H157V130H155L154 131V129H156V128H154L153 130L150 128V127H152L151 126V124H150V127H148V128H146L147 130L149 129H151V131L149 132H147V130L145 131L144 129H145V126H146V124L143 126L144 127V129H142V124H140V122L139 123H137V124H140L141 125V127H140V125H135L136 126V128H137V130H136V128H135V130L136 131H140V129L139 128H141V131L143 132V130H144V132L143 133H149V135H147L146 134V136L144 137V136H142V134H140V133H142V132H140L139 133V131H138V133L136 132L135 133V131L134 130H132V128H133V126L131 127V126H129V123L126 121V123H125V125H124V127H122V129L120 130V128H121V126H120V128L118 129V131L116 132H113L114 130H117V129H115L113 126H110L112 123H110V122H112V120H111V118H112V116H110V115H114V113H111L110 114V112H109V114H107V116H101L100 114H99V116L100 117H102L101 118V120L103 119V117H104V119L106 118L109 122H105V123H103L104 121H107V120H104L103 122H102V124L103 125H106L108 128H107V130L109 131L110 130V132H111V130L114 128V130H112V133H115V135H114V137H112L111 135H112V133H111V135L109 134L110 132H108V131H106V127L104 126V128H105V131H104V133L106 132V134H107V132H108V134L107 135H105L103 132V135H105V136H97V137H101V139L102 138H104L105 137V139H104V141L105 142H103L102 140H99L100 138H98V141H101V145H103V144H105L106 143V145H107V142H108V140L106 139V136H108V135H110L112 138H115L116 139V137H118L120 134L121 135H128L129 133H132V132H134V136H135V134H136V136H135V139H130L132 142H130V143H128L129 145H127V143L125 144V140H127L126 138H124L123 136L121 137V138H124L125 140H123L124 142H123V144H125V145H127V147H130V145H132V144H136V141L135 142H133V140H136L137 138H141V140L139 141V143H137V145L139 144V151L137 150V151H135V150H133V149H131L130 151H132V152H136L137 153V155H139V154H141V152L144 150V152L146 151V153H145V155L143 156V155H141V157L143 156L144 158H148V160H150V161H148L149 163H152L153 165H154V162H151V161H155V159H157V158H159L160 156V154H161V157H162V160H161V163L159 164V165H157L158 164V162H156L157 164H156V166L158 167V166H160V167H158L157 169H159V172H157L159 175H163L164 176V174H165V177L164 178H162L161 176H159L157 173H155L156 175H154V176H158V177H160V178H157L158 180V182H160V181H162L163 179L165 180H167L168 179V176H170L169 177V179H171V177H172V179H173V177L174 176H176L177 178V181L176 182H178L179 183V179H178V174H177V171L176 170H178V169H175V167L173 166V165H176L177 166V168H178V165H180V169H182V165L184 166V165H186L187 167H188V170L189 171H187V170H185V172L187 171V172H189L188 173V175L187 174H185V176H187L188 177V180H185V181H187L186 182V186L184 187V186H182V187H184V188H179L178 186H177V189H183V190H181V191H179V190H177L176 189V187L173 189L172 187H173V184L172 185H170V186H172V187H170V186H167V189L169 188H171L169 191L171 192V195L169 194L168 196H169V198H167V200H169V204H171V202H173L172 204H179L180 203V205H181V203H183V202H185V203H183L184 205H183V207H182V205L180 206V207H182V209H180L179 211L177 210V212H176V214H175V216L174 217H170L171 219L173 218H177V220L179 221V219H182L184 216L186 217V216H188V214H187V212H185L186 210H187V207H188V209L190 210V209H203V207H204V211H205V208H207V204L209 205V204H211L210 206L212 207V209H213V211L212 212H210L211 210H209V214L207 215V213H208V211H207V213H205L204 211H201V212H199V213H193V215H194V218L197 220V221H200L202 218H200L201 216L203 217V215H207L205 218H203V221H207V223L206 222H203V223H205V224H203L202 223V220H201V222L199 223V224H203V226H204V228L205 229H202L203 231H204V233H206L207 231L206 230H208V228H209V224L210 223H213V225H217V226H215L216 227V229L218 230V232L216 231V234L215 235H211V233L212 232H207L206 233V235L205 234H202L203 232H200L199 231V229L201 230V226L198 224L197 226H199V227H197L196 226V231L197 232H200V233H196L195 232V229L192 227V229L191 228H187L188 226H187V224L189 223H187V224H184V222H183V224L182 225H186L185 226V228L182 226L181 227V225H180V227L181 228H184L185 230L184 231H186L187 229H191L190 231L191 232H195V234H194V236H192L193 234L189 231V230H187L186 231V234L187 233H190V234H185L184 232V234L186 235V239H187V237L188 236H191L190 238L188 237V240L190 239V240H192V238H194V237H197V234H198V238H199V240L201 239V238H204V239H202L203 241V245H202V248L204 247V246H206L207 247V245H211V246H215V248H217L218 250H220L221 252V255L220 256H222L223 254H222V251L223 252H226V253H228L229 251H231V252H229L228 253V255H230V256H228L227 254H226V256H227V258H229V260L228 259H224V261H226V263L225 264H264V157H262L264 154H262V153H260V155H262V156H259V153H257L258 151L260 152V151H264V120H263V122H262V124H261V122H260V124H259V122H256L255 120H256V117H258L259 116V113L258 112H256V109L258 108V107H260L261 106V102H260V100L257 98V97H255L254 96V94H261L263 91H264V67L262 66L261 67V62L263 61H260L259 62V65H260V67L258 68V69H260V72L259 71H257V69L256 68H254V69H256V71H254V70H252L251 68H249V67H247L245 64H243V67L241 66V68H240V66H239V71H238V73L236 74V73H230L229 71H231L230 70V68L231 69H235V68H233L232 67V65H231V62H235V59L237 58H235V56H234V54H232V57H231V55H230V60L229 59H224V60H222V63H221V61L219 60V58L220 59H222V57L223 56H220V55H222L223 53H219V51L218 52H216V53H219L218 55L220 56L218 59L216 58V56L214 57V59L216 58L217 59V61H219V64L217 65V64H215L213 67H215L216 69H212V70H210L209 69V71H207L206 72V76L204 77V74L202 73V71L204 70V69H202V68H205L206 67V65H205V61L204 60H200V58H199V52L197 51V50H190ZM226 53H228L227 52V50H226ZM225 53V54H226ZM230 53H232V51L230 52ZM229 53V54H230ZM249 53H247V54H249ZM254 53V52H253ZM253 53H251V54H253ZM16 55L14 56V58H16V56H17V52L15 53ZM89 52H88V56H89ZM116 54H117V52H116ZM136 54H137V52H136ZM142 54V53H141ZM156 54V53H155ZM163 54H164V52H163ZM171 54H172V52H171ZM204 54V53H203ZM206 54V53H205ZM215 54V53H214ZM224 54V55H225ZM229 54H227L226 56L227 57H229L228 55ZM236 54V53H235ZM239 54V53H238ZM262 54V53H261ZM117 55H119V54H117ZM146 55H148V53L146 54ZM150 55V54H149ZM153 55V54H152ZM166 55V54H165ZM173 55V54H172ZM182 55H184V54H182ZM208 55V54H207ZM87 56V57H88ZM164 56V55H163ZM175 55H173L172 56V60H173V57H174ZM177 56H178V54H177ZM212 56V55H211ZM214 56V55H213ZM247 56V55H246ZM255 56V55H254ZM257 56V55H256ZM255 56V57H256ZM262 56V55H261ZM151 56H149V58H150ZM186 57V56H185ZM209 57H210V54H209ZM225 57V56H224ZM260 57V56H259ZM21 58V57H20ZM19 58V59H20ZM118 58V57H117ZM122 58V57H121ZM124 58H126V60H127V57H124ZM160 58V57H159ZM162 58V57H161ZM176 58V57H175ZM252 58V57H251ZM257 58V57H256ZM255 58V59H256ZM35 59V58H34ZM51 59V58H50ZM119 59V58H118ZM148 59V58H147ZM151 59H154V57L153 58H150V60ZM164 59H165V61H167L166 60V58H165V56H164ZM177 59V58H176ZM212 59V58H211ZM246 59H249L248 57L246 58ZM263 59V58H262ZM91 59H89V61H90ZM163 60V59H162ZM237 61H238V58L236 59ZM251 61H252V59H250ZM258 60V58L256 59V61ZM16 61H17V59H16ZM52 63H54L55 65L57 64V63H55L54 61H55V59L54 60H50ZM58 61V60H57ZM124 61H125V59H124ZM154 61V60H153ZM164 61V62H165ZM170 61V60H169ZM168 61V62H169ZM230 61V64L228 63ZM236 61V62H237ZM247 61V60H246ZM60 62V61H59ZM58 62V63H59ZM62 62V61H61ZM93 62V61H92ZM149 62V61H148ZM151 62V61H150ZM149 62V64H152V66H154V68L156 67L155 65H153V63L151 62L150 63ZM156 62H158V60L157 61H155V63ZM214 62V61H213ZM223 62H226V65L223 63ZM249 62V61H248ZM253 62H255V61H253ZM45 63H47V61L45 62ZM75 63V62H74ZM159 64H160V62H158ZM162 64H163V62H161ZM166 63V62H165ZM171 63V62H170ZM228 63V64H227ZM241 63V62H240ZM239 63V64H240ZM250 63V62H249ZM256 63H258V62H256ZM50 64V63H49ZM54 64H53V67L55 68V66H54ZM62 65H63V63H61ZM66 64V63H65ZM68 64H70V63H68ZM209 64H211L210 63V61H209ZM214 63H212L211 65H213ZM221 64H224L226 67V69L225 70H222V65ZM242 64V63H241ZM248 64V63H247ZM148 65V64H147ZM157 65V64H156ZM161 65V64H160ZM159 65V66H160ZM210 65V66H211ZM246 67H245V66ZM249 65V64H248ZM52 66V65H51ZM51 66H48V67H50L51 68ZM58 66H61L60 64H58ZM65 66V65H64ZM66 66H68V65H66ZM141 66V68H142V65H140ZM149 66V65H148ZM151 66V67H152ZM174 66H173V68H172V66H170L172 69H176V68H174ZM236 66H237V63H236ZM43 67V66H42ZM45 67H47V66H45ZM47 67V68H48ZM52 67V68H53ZM62 67V66H61ZM137 67H139V66H137ZM165 67V66H164ZM169 67V68H170ZM176 67V66H175ZM253 67V66H252ZM257 67V66H256ZM2 68H4L3 67V64H2ZM50 68H49V72H50ZM51 68V69H52ZM58 68H60V67H58ZM71 70L69 71V73L71 72L72 73V75H75V72H73V71H76L77 70V68H78V64H74V65H70V67H69ZM89 68V67H88ZM93 68V67H92ZM134 68V67H133ZM157 68V67H156ZM159 68V67H158ZM163 68V67H162ZM238 68V67H237ZM45 69V68H44ZM57 69V68H56ZM55 69V70H56ZM65 69H68V67L66 68L65 67ZM64 69V70H65ZM137 69V68H136ZM139 70H141L140 68H138ZM148 69V68H147ZM62 71L63 73L64 72H66V71ZM142 70H144V68L142 69ZM150 70V69H149ZM149 70H147V71H149ZM161 70V69H160ZM177 70V69H176ZM178 70H180L179 68H178ZM184 70V69H183ZM183 70H181V71H183ZM237 70V69H236ZM235 70V72H237ZM53 71H54V69H53ZM137 71V70H136ZM151 71V70H150ZM163 71V70H162ZM168 71V70H167ZM180 71V72H181ZM222 71V72H221ZM44 71L42 70V73H43ZM57 72H59V71H57L56 70V72H55V74H57ZM60 72H61V70H60ZM60 72H59V74H60ZM139 72V71H138ZM157 72V71H156ZM170 72V71H169ZM179 72V73H180ZM186 72V71H185ZM41 73V74H42ZM74 73V74H73ZM148 73V72H147ZM152 73V72H151ZM167 73V72H166ZM174 73L175 74H177V71H174ZM173 73V74H174ZM68 73H65L64 75H67ZM79 74V75H78ZM144 74V73H143ZM161 74V73H160ZM181 74H183V73H181ZM42 75H44V74H42ZM145 75V74H144ZM143 75V76H144ZM147 75V74H146ZM153 75H154V73H153ZM170 75H172V74H170ZM76 76V75H75ZM149 76H151V75H149ZM148 76V77H149ZM164 75H161V77L159 76V74H156V77H155V75L154 76H152V77H154V80H155V78L157 79V80H159V82L161 83V84H163V83H165L163 80H169L170 81V78H167V75H166V77L164 78L163 77ZM175 76V75H174ZM180 76V75H179ZM45 77V78H46ZM63 77V78H62ZM147 77V76H146ZM145 77V78H146ZM171 77V76H170ZM178 77V76H177ZM46 78V79H47ZM52 78H56V79H52ZM73 78V77H72ZM150 78V77H149ZM172 78H174V77H172ZM26 79V78H25ZM69 79V80H68ZM147 79V78H146ZM153 79V78H152ZM27 80V79H26ZM28 80H30V79H28ZM81 80V81H80ZM157 80H156V83L155 84H157ZM173 80V79H172ZM32 81H33V79H32ZM53 81H52V83H53ZM80 81V82H79ZM149 81V80H148ZM148 81H147V83H148ZM177 81V80H176ZM179 81V80H178ZM82 82V83H81ZM23 83H24V81H23ZM25 83H28V82H26L25 81ZM24 83V84H25ZM32 82L31 81H29V84H31ZM33 83H35V82H33ZM32 83V84H33ZM81 83V86H80V88H78L77 90H79V91H77V90H75V87L77 86L78 87V85ZM167 83H169L168 81H167ZM171 83V82H170ZM173 83H176V82H174L173 81ZM28 84V86H30ZM37 84V83H36ZM39 84V83H38ZM47 84V83H46ZM182 84H181V86H182ZM26 85V84H25ZM40 85V84H39ZM148 85H149V83H148ZM171 85H172V83H171ZM170 85V86H171ZM179 85V84H178ZM48 86V85H47ZM55 86H57L56 84H55ZM153 86V85H152ZM155 86V85H154ZM153 86V87H154ZM163 86V85H162ZM162 86H160V87H162ZM164 86H165V84H164ZM167 86H168V84H167ZM27 87V86H26ZM33 85H32V90H33ZM41 88V87H40ZM182 88V87H181ZM31 89V88H30ZM166 89V88H165ZM176 89V88H175ZM175 89H172L173 91L175 90ZM29 90V89H28ZM31 90V91H32ZM77 91V92H75V93H72L73 95H71V96H73V98L72 97H70V96H68V95H70V93L71 92H74V91ZM95 91L94 92V94L92 95V94H90L91 96H89V93H91L90 91ZM169 90H171V89H169ZM178 90H180V88L178 89ZM177 90V91H178ZM185 90V91H186ZM26 91V90H25ZM45 91H48V92H46L45 93ZM167 92H168V94H169V91L168 90H166ZM176 91V90H175ZM174 91V92H175ZM179 92V91H178ZM186 92H188V91H186ZM87 93V94H86ZM172 93V92H171ZM181 93V92H180ZM22 94H23V92H22ZM21 94V95H22ZM24 94L26 95L23 99H29V101H31L32 100V98H33V100L35 101H37V100H39L40 98H41V96L39 97V99H36L37 97H36V94H32L31 92H29V94L31 95V96H29V94L28 93H26V92H24ZM42 94V93H41ZM174 94V93H173ZM177 94V93H176ZM183 94V93H182ZM188 94L189 93H187V96H188ZM21 95H19V97L21 96ZM33 95H34V97H35V99H34V97H33ZM47 95V94H46ZM162 96L164 95V94H161ZM18 96V95H17ZM45 96V95H44ZM60 96V97H59ZM176 96V95H175ZM183 96V95H182ZM193 96V95H192ZM192 96H189L188 97V104H190L191 103V100H194V98H192ZM197 96V95H196ZM28 97V98H27ZM30 97V98H29ZM32 97V98H31ZM43 97V96H42ZM164 97V96H163ZM166 97V96H165ZM16 98V97H15ZM173 98V97H172ZM177 98V100L178 99H181L180 97H176ZM187 98V97H186ZM211 98H213L214 100H212ZM19 99H22V97L21 98H19ZM31 99V100H30ZM43 99H44V103H46L45 101V97H43ZM42 99V100H43ZM47 99V98H46ZM174 99V98H173ZM184 99V98H183ZM197 99V98H196ZM15 100V99H14ZM41 100V99H40ZM40 100L38 101V103L40 102ZM49 100H47V101H49ZM159 100V99H158ZM162 100V99H161ZM164 100V99H163ZM198 100V99H197ZM196 100V101H197ZM18 101H20V100H18ZM22 101V100H21ZM28 100H23V102H27ZM28 101V102H29ZM34 101H31L32 102V104L33 103H35ZM75 101V102H74ZM94 101H92V103H94ZM181 101V100H180ZM17 102V101H16ZM15 102V103H16ZM27 102V103H28ZM73 102V103H72ZM158 103H159V101H157ZM156 102V104L158 105V103ZM165 102H167L166 101V99L164 100V103L163 104H165ZM175 102H177V101H175ZM174 102V103H175ZM14 103V104H15ZM17 103H19L20 104V102H17ZM22 103V102H21ZM25 103H23L22 104V106H23V110L25 109V107H27L28 106V104L30 105V102L28 103V104H25ZM37 103V102H36ZM35 103V104H36ZM37 103V104H38ZM43 103V104H44ZM52 103L50 104V103H48V104H50V105H52ZM100 103V104H99ZM103 103V104H104ZM169 103V102H168ZM186 103V102H185ZM192 103H195V101H193ZM34 104V105H35ZM40 104V103H39ZM42 104V105H43ZM56 104H54V105H56ZM76 104V103H75ZM75 104L73 105V106H75ZM78 104V103H77ZM95 104V105H96ZM145 104V105H144ZM148 104V103H147ZM160 104V103H159ZM170 104V103H169ZM169 104H166V107L165 108H170V107H168V105ZM171 104H172V99H171ZM177 104V103H176ZM197 104V105H198ZM15 105H17V104H15ZM67 105H66V107H63V108H67ZM70 105V106H71ZM82 105V106H83ZM18 106V105H17ZM20 107H22L21 106V104L19 105ZM25 106V107H24ZM37 106V105H36ZM46 106H47V103H46ZM49 106V105H48ZM64 106V105H63ZM73 106H71V107H73ZM82 106L80 105V107L82 108ZM97 106V105H96ZM163 106V105H162ZM165 106V105H164ZM177 106V105H176ZM175 106V107H176ZM185 106V105H184ZM195 107H196V105H194ZM42 107V106H41ZM44 107V106H43ZM79 107V106H78ZM79 107V108H80ZM145 107H147V111L146 112H148L149 113V115L150 116H152L151 118V120L150 121H148L149 119H147L148 117L150 118V116H146L145 115V118L146 119H143L144 118V115H141L142 113H141V111L143 110V111H145L143 108H145ZM150 107V106H149ZM151 107H153V104H152V106ZM158 107V106H157ZM156 107V109H158ZM179 107V108H180ZM74 108V107H73ZM80 108V109H81ZM96 108V109H95ZM154 108H155V106H154ZM173 108H174V105H173ZM207 108V107H206ZM78 109V108H77ZM80 109H78V112L80 113ZM83 109V108H82ZM171 109V108H170ZM201 109H203V108H201ZM201 109H199V110H201ZM210 109V108H209ZM263 109V108H262ZM21 110L22 109H20L19 110V108L17 109L16 108V111H18V113H19V111L21 112ZM84 110V109H83ZM198 110V112L200 113L201 111H199ZM204 110V109H203ZM208 110V109H207ZM91 111V110H90ZM76 112V111H75ZM91 112H93V111H91ZM99 112V111H98ZM140 112V113H139ZM175 112H176V108H175ZM204 112H205V110H204ZM208 112H210V111H208ZM89 113V112H88ZM86 114V115H89V114ZM101 113V112H100ZM115 113V114H116ZM138 113H139V115L140 116H138ZM206 113V112H205ZM2 114L3 115H5L4 114V112H2ZM103 114V113H102ZM144 114H147V113H144ZM168 114L170 115V116H172L173 118H169V119H166L165 117H170V116H168ZM172 114V113H171ZM204 114V113H203ZM211 114V113H210ZM222 114V113H221ZM90 115H91V113H90ZM89 115V116H90ZM92 115H94V113L92 114ZM104 115H106V114H104ZM122 115V114H121ZM137 115V116H136ZM164 115H166V116H164ZM205 115V114H204ZM22 115H20V118L18 117V119L20 120V119H22V117H21ZM88 116V117H89ZM116 116V115H115ZM114 116V117H115ZM134 116V117H133ZM136 116V117H135ZM193 116V115H192ZM206 116V115H205ZM204 116V117H205ZM0 117H2V115L0 116ZM88 117H86L88 120H91V119H93V117L90 119V117L88 118ZM95 117H97V116H95ZM94 117V118H95ZM100 117H98V119L100 118ZM212 117V116H211ZM219 117H220V115H219ZM3 118H5V119H7L6 117H3ZM133 118V119H132ZM4 119V120H5ZM17 118H16V122H14V124H16L17 123V121H19ZM95 119H97V118H95ZM120 119V120H119ZM260 119V118H259ZM3 120V119H2ZM8 120V119H7ZM42 120H44V119H42ZM59 120L60 119H58L57 121L59 122ZM208 120V119H207ZM45 121V120H44ZM55 121V120H54ZM56 121V122H57ZM61 121V120H60ZM93 121H94V119H93ZM97 121V120H96ZM100 121V120H99ZM121 121V122H120ZM3 122V126H5V127H3V129L5 130V128L6 127H8L9 125H7V124H9V122L7 123V124H5L4 125V123H6V120H5V122L4 121H2ZM95 122V121H94ZM101 122V121H100ZM53 123V122H52ZM107 123H108V125H107ZM109 123H110V125H109ZM135 123V124H134ZM54 124V123H53ZM52 124V125H53ZM56 124V123H55ZM59 124V123H58ZM58 124L56 125V126H58ZM166 124H169V125H171V126H169V127H171V128H169V129H171V130H168V127L167 126H165ZM225 124V123H224ZM7 125V126H6ZM114 125V124H113ZM153 125V124H152ZM11 126V125H10ZM54 126V125H53ZM110 126V127H109ZM123 126V125H122ZM148 126V125H147ZM146 126V127H147ZM167 127V128H165V127ZM223 126V125H222ZM1 127V126H0ZM60 127V126H59ZM139 127V128H138ZM154 127V126H153ZM1 129V128H0ZM2 129V130H3ZM59 129V128H58ZM134 129V128H133ZM4 130H3V132H4ZM6 130H7V128H6ZM16 131V130H15ZM12 132H14V131H12ZM119 132V133H118ZM177 132H180V133H177ZM14 133H16V132H14ZM14 133H12L13 135H14ZM17 133H18V131H17ZM17 133H16V135H17ZM101 133V134H102ZM116 134H118L117 136H116ZM137 134H140V137H138V135ZM16 135H14V136H16ZM126 135V136H127ZM132 135H133V133H132ZM145 135V134H144ZM236 135L238 136V137H236ZM116 136V137H115ZM129 136V135H128ZM130 136H131V134H130ZM129 136V137H130ZM134 136L132 137V138H134ZM142 136V137H141ZM11 137H12V135H11ZM96 137V138H97ZM110 137V138H111ZM120 137H118V139H116V140H118L117 141V143L118 142H121L122 140H119V139H121ZM129 137H128V139H129ZM137 137V138H136ZM95 139V138H94ZM109 139V138H108ZM97 139H95V141H96ZM106 140H107V142H106ZM114 140V139H113ZM113 140L111 139H109V141L111 142L110 144L112 145V142H113ZM130 140H128V141H130ZM127 141V142H128ZM97 142V141H96ZM102 142H103V144H102ZM116 141L114 140V143H115ZM138 142V141H137ZM143 142V143H142ZM109 143V142H108ZM117 143H115V146L116 145H118ZM140 143H142V145L140 144ZM110 144L109 145H107L108 147H110L111 149H119V147H121L123 144H122V142L118 145L119 147H117V148H115V146L114 145H112L113 146V148H112V146H110ZM135 144H134V146H135ZM140 145H141V147H140ZM107 146L105 147V145L102 147L103 149H104V147H105V149L107 148ZM124 146V145H123ZM122 146V147H123ZM143 146V147H142ZM122 147H121V149H122ZM126 146H125V148L124 149H126L127 148ZM131 148H133V147H131ZM137 148H135V149H137ZM140 148H142V149H140ZM35 149V148H34ZM109 149V148H108ZM107 149V150H108ZM113 149V153H111L110 152V155L111 154H113L114 156L116 155V153H115V150ZM123 149V150H124ZM128 149V148H127ZM127 149H126V151H127ZM130 149V148H129ZM152 149V150H151ZM110 150V149H109ZM140 150H141V152H140ZM149 150L150 151H153L152 152V154H151V152H149ZM33 151V150H32ZM106 151V150H105ZM111 151V150H110ZM117 151V150H116ZM155 151V152H154ZM209 151H211V152H213L214 153V155L216 156V157H213L212 156V158L213 159H211V157H209L208 155H206V153L208 154V152ZM135 152L133 153V155L135 154ZM138 152H139V154H138ZM147 152H149V153H147ZM210 152V153H211ZM115 153V154H114ZM131 153V152H130ZM156 155H155V154ZM163 153V154H162ZM164 153H170V155H169V158H165L167 155H164ZM109 154V153H108ZM150 155V157H152L153 156V154H154V157L155 158H152V159H154V160H152L151 158H149L148 156ZM113 155H111V156H113ZM132 154H130L129 156H131ZM148 155V156H147ZM136 154L133 156V161L135 162V164H136V160H137V158L138 157H140V155L139 156H136ZM157 156H159V157H157ZM165 156V157H164ZM140 157V159H142ZM157 157V158H156ZM134 158H136V160H134ZM144 158L142 159V160H144ZM146 158V159H147ZM164 158V159H163ZM130 159V161H128ZM132 158H128V160L126 161V163L127 162H130V163H128V168L129 167H132L133 168V166H134V164H133V161L131 160ZM139 160V159H138ZM142 160H139L140 162H142ZM146 161V162H147ZM158 161V160H157ZM163 161V162H162ZM131 162H132V165L133 166H131L130 164H131ZM145 163V164H143V165H141L140 167H145L146 168V170H144L145 168H143V170H144V172H146L147 170H149V169H147V165H149V163ZM137 163H139V162H137ZM2 164V163H1ZM141 163H139V165H140ZM147 164V165H146ZM152 164H150V165H152ZM146 165V166H145ZM4 167H5V165H3ZM155 166V165H154ZM170 166H173L172 168H174V170H170ZM185 166V167H186ZM0 167H1V165H0ZM137 166L135 165V171H137L136 169L139 167H137ZM139 167V168H140ZM153 167V166H152ZM3 168V167H2ZM2 168L0 169V170H2ZM7 168V167H6ZM138 168V169H139ZM155 168V167H154ZM154 168L153 169H151V172H152V170L154 171ZM168 168H169V170H168ZM5 169V168H4ZM184 169V168H183ZM182 169V170H183ZM132 170V169H131ZM134 170V169H133ZM143 170L141 169V171L143 172ZM182 170H180L179 171V173H182L183 175H184V171H182ZM150 171V170H149ZM138 172H140V169H139V171ZM142 172H140V173H142ZM155 172V171H154ZM153 172V173H154ZM1 173V172H0ZM164 173V174H163ZM33 174V173H32ZM168 174V175H167ZM140 175V174H139ZM138 175V176H139ZM148 175V174H147ZM146 175V176H147ZM57 176V175H56ZM138 176H137V178H138ZM141 176L142 175H140V178H141ZM144 176H145V174H144ZM145 176V177H146ZM154 176H152V178H153V180L152 181H147L148 180V176L145 178V177H143L142 179L145 181L146 180V182H149L146 186H147V188H148V186H150V187H152V186H154V187H157L158 185L160 186V184H156V182L154 181ZM182 176V175H181ZM183 177V176H182ZM52 178H53V176H52ZM140 178H138L139 180L137 181L136 180V182L137 183H139L137 186L135 185V183L133 184V185H135L134 187H138L139 185H140V183H141V186H139V188L140 187H142L143 185H142V183L143 184H145L144 183V181L143 182H141L140 181ZM149 178H151V177H149ZM151 178V179H152ZM184 178V177H183ZM181 179V181L182 180H184V179ZM169 179H168V181H169ZM175 178L173 179V180H176ZM73 180V179H72ZM156 180V179H155ZM172 180V182H171V180H170V182L171 183H174V181ZM140 181V182H139ZM167 181V182H168ZM185 181H183V184H184V182ZM157 182V183H158ZM17 183V182H16ZM161 183V185H162V183H164V184H166V181L164 182V181H162V182H160ZM181 183V182H180ZM163 184V185H164ZM155 185H157V186H155ZM167 185V184H166ZM159 186H158V188H157V191L159 192H157L156 191V188H154V187H152V189H155V190H152L150 187V190H152L154 193H155V191L158 193V194H160L161 193V190L162 189H164L165 190V188H162V187H160L159 188ZM133 187V188H134ZM14 188V187H13ZM16 188V187H15ZM162 188V189H161ZM214 189L217 193L215 194V196H213V194H211L212 192H213V190L212 189ZM136 189V188H135ZM145 189H146V187H145ZM161 189V190H160ZM209 189H211V190H209ZM233 190V189H235V191L237 192V193H235L234 191H231V190ZM237 189V190H236ZM138 190V188L136 189V193H140V191H141V188L139 189L140 191H137ZM143 190V189H142ZM147 190V189H146ZM230 190V192L228 193V191ZM135 191V190H134ZM209 191H211L210 192V195H212L215 199H213L212 198V201H213V203L215 204V202H217V203H219L218 201H220V199H224V198H226V199H224V203L225 204H227V202H228V205H225L224 204V208H223V206H220L221 204L223 205V203H220V205H219V207H221V208H223L222 210H221V208H218L217 207V209H219V211L218 210H215L216 208H213V206L214 207H216V204L215 205H213V203L211 202V203H209L210 201H209V199H208V195H209ZM224 191H226L227 193H225ZM145 191L143 190V192H141V194L140 195H142V193L143 194H145L144 193ZM148 192H150V191H148ZM169 192V193H170ZM135 193V194H136ZM151 193V192H150ZM157 193H155V194H157ZM166 193H167V191H166ZM253 193V194H252ZM151 194H153V193H151ZM155 194H154V197H155ZM158 194L156 195V196H158ZM163 194V193H162ZM162 194H160V195H162ZM168 194V193H167ZM217 194H218V196L220 195L221 197L220 198H218L217 197ZM160 195H159V198H160ZM136 196V195H135ZM232 196H235L233 199H232ZM236 196H239V197H242V198H244L243 200L244 201H242L241 200V202L237 199L236 200ZM161 197H163V196H161ZM211 197V196H210ZM218 198V201H217V198ZM229 197H231V198H229ZM238 197V198H239ZM6 198V197H5ZM156 199L158 198V197H155ZM154 198V199H155ZM164 199H165V197H163ZM162 198V199H163ZM227 198H229V201H227ZM153 199V201H152V203H153V206H158V205H163L164 206V202L166 203V202H168V201H166V200H161V202L162 203H158L157 205H155L154 203H155V200ZM241 199V198H240ZM0 200H3V201H5L6 202V200L4 199V197H3V195L1 196V199ZM10 200V199H9ZM8 200V201H9ZM225 200L227 201V202H225ZM2 201V203L4 204V202ZM16 201H17V199H16ZM16 201H14L13 203H15ZM236 201H239L240 202V204L239 203H237ZM10 202H12V201H9V203ZM157 202H160V200H157ZM2 204V205H3ZM18 204H20V203H18ZM168 204V203H167ZM213 205V206H212ZM217 205V206H218ZM4 206V205H3ZM46 206V205H45ZM166 206H168V205H165V207L164 208H166ZM171 206V205H170ZM206 206V207H205ZM209 206V207H210ZM175 207V206H174ZM173 207V208H174ZM178 207H179V205H178ZM155 208H157V207H155ZM160 209L162 208V206H160L159 207ZM158 208V209H159ZM226 208V209H225ZM237 208V209H236ZM167 209V208H166ZM179 209V208H178ZM183 209L185 210V211H183ZM210 209V208H209ZM157 210V209H156ZM165 210V209H164ZM169 210V209H168ZM188 210V211H189ZM193 210H191V211H193ZM207 210V209H206ZM170 211V213H171V210H169ZM200 211V210H199ZM234 211H236L237 213L239 212L240 214H238L237 216L235 215V214H237L236 212L234 213ZM157 212V211H156ZM173 212H175L174 211V209H173ZM172 212V213H173ZM198 212V211H197ZM232 212V213H231ZM164 213H167V210H166V212L164 211ZM187 214V215H180V214ZM189 213V212H188ZM202 213H204V214H202ZM210 213H212V215L210 216ZM153 214V213H152ZM173 214V215H174ZM190 214V213H189ZM191 214H192V212H191ZM190 214V215H191ZM166 215V214H165ZM170 215V214H169ZM167 216V218H166V221L168 222H170L171 220H169V218H168V215H166ZM181 216H183V217H181ZM192 216V215H191ZM208 216H209V218L210 219H208ZM238 217V218H237ZM103 218H105V219H103ZM102 219L104 220H102L103 221V223H101L102 225H105L106 223H107V221L108 220H110V219H108V218H106V217H103ZM175 218V219H176ZM179 218V219H178ZM193 218V216H192V218H191V221H192V219H194ZM198 218H200L199 220H198ZM168 219V220H167ZM188 219V218H187ZM195 219H194V222L196 223V221H195ZM230 219H232L233 221H231ZM183 220V219H182ZM181 220V221H182ZM184 220H185V218H184ZM183 220V221H184ZM189 220H190V218H189ZM111 221V224H112V220H110ZM164 221H165V219H164ZM165 221V222H166ZM175 221V220H174ZM173 221V222H174ZM178 221H176V222H178ZM181 221H179V222H181ZM190 221V222H191ZM121 222H122V220H121ZM166 222V223H167ZM172 222V221H171ZM170 222V223H171ZM194 222L192 223L193 225H194ZM210 222V223H209ZM119 223V222H118ZM124 221H123V224L122 225H124ZM100 224V225H101ZM111 224L109 225V229H110V226H111ZM116 224V229L120 226V224H118L119 226H117V223H115ZM169 224V223H168ZM180 224V223H179ZM190 224V223H189ZM188 224V225H189ZM192 224H191V226H192ZM138 225V224H137ZM170 225V227L171 228H173L174 226L173 225H177V224H173L172 223V226H171V224H169ZM212 225V224H211ZM81 226V225H80ZM99 226V225H98ZM133 226V225H132ZM134 226H135V224H134ZM139 226V225H138ZM164 226H166V225H164ZM190 225H189V227H191ZM82 227V226H81ZM85 227V226H84ZM100 227V226H99ZM102 227V226H101ZM112 227H114L113 225H112ZM111 227V228H112ZM167 228H168V226H166ZM165 227V228H166ZM208 227V228H207ZM226 227H228V228H226ZM87 228V227H86ZM86 228H82L85 232L84 233H86ZM166 228V229H167ZM180 228V229H181ZM187 228V229H186ZM198 228V229H197ZM210 228H212V227H210ZM209 228V229H210ZM214 228V227H213ZM223 228H225V229H223ZM102 229V228H101ZM104 229V228H103ZM103 229L102 230H100V228H99V231L98 232H100L101 231V234L100 235H102V231H103ZM113 229V228H112ZM112 229H111V231H112ZM116 229H114L113 231L117 234V233H120L119 231L117 232L116 231ZM120 229V227L117 229V230H119ZM136 228H134V230H135ZM170 229V228H169ZM175 229H176V227H175ZM174 229V230H175ZM179 229V228H178ZM223 229V230H222ZM133 230V228H132V232L134 231ZM141 230V229H140ZM143 230H145V229H143ZM171 230V229H170ZM173 230V229H172ZM194 230V231H193ZM213 230V229H212ZM104 231H105V233H106V230L104 229ZM112 231V232H113ZM142 231V230H141ZM141 231H139V229H137V231H136V234L139 232H141ZM161 231V230H160ZM163 231V230H162ZM167 231V230H166ZM165 231V232H166ZM183 231V230H182ZM206 231V232H205ZM210 231V230H209ZM87 232H88V230H87ZM110 232V231H109ZM135 232V231H134ZM146 232V231H145ZM164 232V231H163ZM163 232H161V233H163ZM170 232V233H169ZM168 233L169 234H166L165 236L167 237V239H168V235L169 236H171V234H173V233H171V231H169ZM179 231H177V229H176V233L178 234V236H180L179 235V233H181V232H179ZM214 232V231H213ZM90 233V232H89ZM130 233H131V231H130ZM139 233L136 235L135 234V236H136V240L137 241H135L136 242V247H135V250H134V248H133V250L134 251H136L137 249L136 248H140L139 250H142L141 252L140 251H136L137 253L139 252V253H141V254H139V256H141V257H139L138 258V255H136L137 253L135 252H133L135 255H133L134 256V258H137V259H135L137 262L138 261H140V258L142 259V255L143 254H147L148 253V255H146V257L145 258H149V257H147V256H150V261L152 262L153 260H151V255L154 253L153 251H154V249L155 250H158V248L160 247V245L158 244V242L160 243V241H162L161 243H163L164 242V240H166V239H164V240H162V238H160V237H162V236H160L159 238L157 237V235H155L156 236V238H158L159 239V241H158V239H156L155 241L157 242H155V241H153V239L155 238H153V236H152V238L153 239H151L153 242H155L156 244H158V246L159 247H155V248H151V246H152V244H153V242L151 241V243H149V244H146L145 242H141L140 244H142V246L141 247H139L140 245L138 244V246H137V243H139V241L142 239V238H140V240H138V238H139ZM160 233V232H159ZM160 233V234H161ZM167 233V232H166ZM183 233H181V234H183ZM209 233V234H208ZM215 233V232H214ZM243 235L242 236V238H241V234ZM107 234V233H106ZM114 234V233H113ZM112 234V235H113ZM142 234V233H141ZM159 234V235H160ZM213 234V233H212ZM98 235H99V233H98ZM103 235H105L104 234V232H103ZM115 235V234H114ZM143 235V237L145 236V234H142ZM141 235V236H142ZM153 235H154V233H153ZM162 235V234H161ZM176 235V234H175ZM204 235V236H203ZM58 236V235H57ZM116 236V235H115ZM140 236V237H141ZM150 236V235H149ZM148 236V237H149ZM91 237V236H90ZM103 237V236H102ZM118 237V236H117ZM126 237V236H125ZM147 237V236H146ZM145 237V238H146ZM147 237V238H148ZM163 237H164V233H163ZM165 237V238H166ZM175 236H174V234H173V237L171 236V239L170 240H172V241H170L169 239V242L171 243V244H173V240L175 239V243H177L176 242V239L178 238H174ZM58 238V237H57ZM60 238V237H59ZM66 238V237H65ZM127 238H128V236H127ZM144 238V239H145ZM170 238V237H169ZM172 238H174V239H172ZM198 238H196V239H198ZM67 239V238H66ZM92 239V238H91ZM112 239H113V237H112ZM111 239V240H112ZM133 239V238H132ZM150 239V238H149ZM179 240H180V237L178 238ZM185 239V242L187 241ZM56 240V239H55ZM63 239L61 238V241H62ZM143 240V239H142ZM141 240V241H142ZM147 240V239H146ZM198 240V241H199ZM68 241V240H67ZM70 241V240H69ZM68 241V242H69ZM88 241V240H87ZM144 241V240H143ZM167 241V240H166ZM165 241V242H166ZM193 241H195L194 239H193ZM205 241V242H204ZM127 242V241H126ZM134 242V243H135ZM168 242V241H167ZM184 242V243H185ZM200 243H202L201 242V240L199 241ZM67 243V242H66ZM90 243V242H89ZM128 243V242H127ZM130 243V242H129ZM155 243H154V245H155ZM184 243L182 244V246L184 245ZM195 244H196V242H194ZM70 244V243H69ZM68 244V245H69ZM88 244V243H87ZM126 243H124L123 245H125ZM166 244V243H165ZM164 244V245H165ZM178 244V243H177ZM176 244V245H177ZM187 244H188V246H190V242L188 243V241H187ZM193 244V243H192ZM191 244V245H192ZM204 244H206V245H204ZM64 245V244H63ZM129 245V244H128ZM135 245V244H134ZM170 245V244H169ZM175 245V244H174ZM175 245V246H176ZM99 246H101V245H99ZM115 246V245H114ZM171 246V245H170ZM188 246H184V248L185 247H187L188 248ZM211 246H208L209 248L211 247ZM126 247H128V246H126ZM131 247V246H130ZM134 247V246H133ZM152 247H154V246H152ZM165 247V246H164ZM166 247H168V246H166ZM165 247V248H166ZM191 247L192 246H190L189 248L191 249ZM206 247H204V248H206ZM207 247V248H208ZM103 248V247H102ZM120 248V247H119ZM118 248V249H119ZM125 248V247H124ZM165 248H163L164 250H165ZM172 248V247H171ZM193 248V247H192ZM206 248V249H207ZM100 249H101V247L99 248V251H100ZM126 249V248H125ZM128 249H131V248H129L128 247ZM161 249V248H160ZM168 248H166V250H167ZM102 250V249H101ZM164 250H162V252L164 251ZM201 250H203V249H201ZM215 250V249H214ZM118 251H120V250H118ZM118 251H116V252H118ZM161 251V250H160ZM187 251H189V250H187ZM186 251V252H187ZM114 252V251H113ZM125 252L127 253L128 252V250L126 251L125 250ZM173 252H175V251H173ZM186 252H184V255L183 256H185V254H186ZM207 252H209V251H207ZM119 253V252H118ZM120 253H121V251H120ZM124 253V252H123ZM151 255H150V254ZM155 253H158V251H156ZM159 253H161V252H159ZM204 253V251L202 252V254ZM206 253V252H205ZM211 253H213V250L211 251ZM162 254V253H161ZM210 254V253H209ZM120 255H122V254H120ZM164 255V256H163ZM167 253H166V251H165V253L164 254H162V257H163V259L162 260H164V258L166 257V260L168 259L167 258ZM173 255V253L170 255V256H168V257H170L171 258V256ZM206 255H207V253H206ZM218 253L217 254H215V257H217L218 258ZM161 256V255H160ZM200 256H201V254H200ZM210 256V255H209ZM224 256H225V254H224ZM225 256V257H226ZM118 257V256H117ZM131 257V256H130ZM156 258L158 257V255H156L155 256ZM155 257H153V258H155ZM161 257V258H162ZM207 257H208V255H207ZM223 257V256H222ZM143 258H144V256H143ZM161 258H157V259H161ZM169 258V259H170ZM173 258V257H172ZM217 258L215 259V260H217ZM231 258V259H230ZM133 259V257H131V260ZM169 259H168V262H166V263H164V264H181L180 263V261L179 262H176V261H173V259H176V257L175 258H173V259H171L172 261H169ZM129 260H130V258H129ZM134 260V259H133ZM132 260V262H134ZM145 260V262L147 261L146 259H144ZM144 260H142V262L144 261ZM162 260H158L159 262L161 261L162 262ZM149 261V262H150ZM219 260H217L216 262L217 263H219L220 264V262L221 261H219ZM222 261H223V259H222ZM223 261V262H224ZM125 262V261H124ZM145 262H144V264H145ZM149 262H147V264H149ZM161 262H160V264H161ZM164 262V261H163ZM201 262V261H200ZM215 262V261H214ZM123 263V262H122ZM121 263V264H122ZM156 263H157V260H156ZM202 263V262H201ZM120 264V263H119ZM124 264V263H123ZM153 264H155L154 262H153ZM163 264V263H162ZM183 264V263H182ZM184 264H186V263H184ZM200 264V263H199ZM203 264V263H202ZM224 264V263H223Z\"/></svg>", "mask_w": 264, "mask_h": 264}]
</instances>
